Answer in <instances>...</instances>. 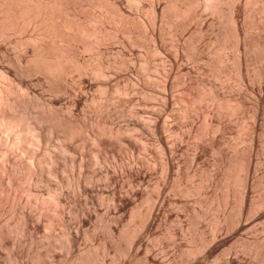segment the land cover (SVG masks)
<instances>
[{"label": "bare ground", "instance_id": "6f19581e", "mask_svg": "<svg viewBox=\"0 0 264 264\" xmlns=\"http://www.w3.org/2000/svg\"><path fill=\"white\" fill-rule=\"evenodd\" d=\"M55 1L57 2V4H60L61 3L63 4L64 0H59L61 3H59V1L57 0H0V42L1 43H4V45H6L5 43H11L13 42V44H15V47L13 48H16L19 50L21 49L22 53L21 55L18 56L19 57H7V54L9 53L7 50H5V52H2L0 50V59L3 58L2 60L6 61V64L2 62L3 64L2 65V68L3 65H6V69L3 71L4 72V76L2 75L3 77V80L5 79V81L1 82L3 84H0V172H1V176H0V212H3V211H6V209L2 210L3 207L6 205L9 206L11 209H10V212L11 210H13V213L15 214V210H16V213L18 212V216L20 220V224L22 225L21 228L22 230H20L23 234V232L25 233V235H27L30 239L29 241L32 239V236H34L35 234V231H37L39 228H40V223L43 218V221L44 219L46 218L48 220V218L46 216H48L49 218L51 217H54L53 215H51L49 213L50 209H53L54 210V214L57 216L56 219H58L59 221V225H61V229L63 231V235L61 236L60 239L63 238V242H64V246L66 248V251L67 252H70V253H73L75 254V256L77 255V259L75 258L77 264H99L101 261H100V257L101 256H104V255H99V252L100 250H92L88 249L87 251H83V252H80L81 248L78 247L79 246V238H80V233L86 231L83 229V227H81L80 225L81 224H85L91 220V218L93 217V210L92 212H81L79 210L75 211L77 214V216L80 218L79 221L77 222H80V225L76 222V224L78 225L77 227L76 226H72V222L68 224V219L69 218V214L67 216L66 214V211L64 210L65 208H63V206L65 205L66 201H68L67 199H65L64 196L66 195H62V193L60 192V186L59 184H51L50 182H52L50 180V178L52 179V177H55L56 178H59V180H61L62 182H65L64 184H68V180L63 178V176H61L62 174V170L65 171L67 168H71V167H74L75 165H77V167L79 169L78 173L74 178L76 179V184L74 182V184L76 185V188L78 189L79 193H82L83 196L84 194H86V196L89 194V192H91L92 190L95 189L96 186L99 187V185L95 182H99L100 180H102L103 183H101L102 185L105 183V186L107 184V186L109 185L111 187V184H114L116 183V174L115 172L119 171L118 173H120L121 175H123L126 179H127V182L128 186L129 187V190L126 192V193H123L124 192V188H122L123 186H120V188L117 190V187L115 188L114 185L112 186V190H111V200L112 202L115 203V207L113 206L112 208H115V210H117V212H122L124 211V209L126 207L130 208V214H129V218L131 220H133V226L131 225V227L129 226H125L123 225V221L124 219L122 218V216H125V215H120V216H115V214L117 212H114L115 214L112 216V218L114 219L113 222H116L117 224L114 223V226H112L111 224V228H109L108 226V232H110V234H112L110 236V246L113 247L116 252H119L120 254H124V255H127V256H133L135 257L136 255H138V250H141L140 248H136L135 252L137 253H134L132 250L133 248H131L130 246L133 245L134 246H140L142 247L141 245H143V236L147 234H150V235H154L156 236L155 234H157L156 232H153L152 228H153V225L155 223V221L157 220V216L159 215L160 211H162L164 209V206L165 204H169L168 206H170L171 204L173 206H175V201L173 203L170 204L171 200L169 197L170 195L168 194V190H173L176 195H180L179 197L182 198V196H190L191 194L193 193H198L197 190L199 191V189L201 188V184L204 183L203 180L206 179L207 181V178L209 179V185L211 188H213L211 191V195H208V197H206L207 199H203L201 200L200 197L199 199L201 201L199 202H202L200 204L202 205H205L207 208V212L210 210L211 213H217V215H213V218L211 217V222H213V228H211L212 226H210L211 229L207 230H204V231H199L198 229V224H201V216L202 214L206 211L204 210L205 209V206H204V209L203 211L200 213H196L193 209L194 212H189V208L186 206L188 205L186 203V205L184 204V200L183 203H182V200L176 198L174 200H176V204L178 203V205L176 206H179L181 207V209L183 208V210L185 209L188 214L190 215V213H192V220H190L191 222V226L189 224V226L192 228L191 229V233L193 232L195 234V236H191L192 238L195 237L196 239V243L195 241H193V245L192 244H188V245H191V246H187L185 245V247H179V250L177 251L178 254L176 255L177 257V263L179 264H209L208 262V259H207V262L204 260L206 259L207 257H210L212 256L214 253H216L217 251H219L221 249V253H222V250L224 248L228 249L227 247H225L226 245L229 244V242L232 240V235L235 236L234 234L238 233L240 230H242L243 228H245V225L248 224V222L246 223L247 220V217H251L252 215L250 214H255L256 218H263L264 220V168L261 169L263 166L259 165V164H262L263 160L260 159L258 156V148L256 149L254 147V142H255V131H256V121L258 119H260L263 115L260 111V102H262L263 100L260 101V99H258L257 103L254 105V108H253V111H250L248 110L249 112L252 113V118H253V122H252V126H246L244 123V126H241L239 124L240 120L238 119L241 115V111L240 108H242V106L244 107L246 103V97H245V93L246 91H244L240 97L235 100V107H234V104L231 105V107L229 106V103L226 102V97L219 93L218 91H216V87L214 88V91H213V87H210L212 88V90L210 91V94L209 96H211L210 100L212 99V101L215 102L214 105H216L215 107L219 108L221 111H226L225 113L226 114H229L232 115V116H236L237 114V117H235V119L237 118L239 122L234 123L235 124H239L240 128H239V131L238 132H248L247 130L250 129V134H248L249 136V145H248V149L247 151H243L244 149H238L237 146L235 145V143L237 141H235L234 143L231 141L228 142L227 140V145L229 143H231V146L229 151L226 147H224V144L225 142H221L223 139V136L222 138H220L219 140V137H221L220 133L222 132L223 134L225 132H223L225 129H226V125L230 122H227L225 124V120H221V116L219 114L216 115L215 113L217 112V108L216 110L214 111L213 108L209 109L207 112V122H208V125H205L206 126V129L202 127V129H205V130H201L203 131V133L199 130L197 132V134L199 132H201V136H204V138H202L203 140L206 138L205 136H207L208 134V138H206L205 141H207L204 145H199V143L196 142V144H193L191 147H193V155H191V159L189 161L188 159V165L192 166L193 162H196V159L198 158L199 154L203 151L206 150V148H208L209 146V149L215 153H217V155L219 156L217 158V161H218V166H220L219 168H217L218 170L214 173V174H211L212 176H207L204 172V170L202 168H200L199 166H197L196 164V167L192 168V175H190L189 173L186 175L185 174V177H183L184 180H186L185 182L183 181V179L181 178V175H179L177 173V170H178V165H182L179 161H181V159L177 158L179 154H177L176 152L180 150L181 146L179 143L175 142V141H172L170 140V138H168V136L166 135H163L162 133L165 132L166 128L168 127L167 129V132L169 131L170 129V126L167 122H169L170 120L167 121V119L165 120V118H163V120L166 121L165 122H161L160 121V116L162 114L163 116V110H164V107L168 106V102L167 97H163L161 99V109L162 112L161 113H158L160 114V116L158 114H154V118L152 119L153 123H152V127L154 129V132L156 131V133H159L160 134V140L163 144V147H161L162 149V155H163V160H162V163H163V170L165 171L164 173V178L163 180H161L160 182H157L155 185L153 184V186H155V192L151 191L150 194L149 192L147 193L146 191L144 192V190L142 191L141 190V186H140V189L138 188L139 185L142 184V182L147 178V177H150L151 175L153 176V173L149 170L150 167H145L144 165L142 164H145V163H140L138 161H141V160H138L137 162H135L133 159H131V162L128 161L123 163H121L119 165V170H116L114 171L115 169H111L110 170V167L108 169L107 168H104V166H102L104 169H102V167H99V168H95L97 171H92V172H89L90 170H92L91 167H93V163L96 164L98 163L99 161L101 160H104L108 155H106V153L110 154V155H113V156H116L117 158H121L122 156L120 155V151L124 150L123 152L125 153L126 151L125 150H128L132 153V150H134L136 147H137V150H138V146H137V142L135 143L134 140H131V138L129 137H125L123 135V133L125 134L126 131H128V127H125V126H119V125H113V126H110V125H107L109 122L107 118H109V114L110 116L111 115H116V114H122V110H118L116 111L113 106V108H111V104L114 103V99L115 98H120L121 95H125L127 93V89L125 87H122L119 82H111V78L110 76L108 77V73L107 71L104 70V63L99 60L96 62H88V60H82L79 59V57L77 56L78 54L76 52L79 53V51H90V50H93V48H95L94 50H97V51H101L100 54H102V50H99L101 46H103V44H106V42L108 41V38L111 37V36H108L106 35L105 33H103V31L101 30V27H98L100 32L97 33V32H94L92 33V31L90 30H87L86 27H81V24L77 23V26L76 25V21L75 22H71V18H67L68 16H65V13L67 15V12H68V9L66 11V5L63 4L61 6H58V9L59 11H57L56 9V6L57 4L55 3ZM67 2V0H65ZM73 1V0H72ZM82 1V0H81ZM85 1V0H83ZM82 1V2H83ZM96 1V0H94ZM100 0H97L96 2H94V6L97 10H99L98 12H100V15L98 13L99 16L102 15V17L105 15L104 14V11L106 12V14L108 13L109 10H104V6H105V3H109L110 1L112 0H104V4L102 3V6L100 3L102 2V0L99 2ZM106 1V2H105ZM131 1H135V0H131ZM137 1V0H136ZM151 1V0H150ZM198 1V0H197ZM200 1V0H199ZM228 2H226L228 5V9L230 8V11L227 10V12H229L227 15H228V19L230 22H233L235 23V18H234V13H235V8L237 7L236 5L239 3L238 1L240 0H226ZM230 1V3H229ZM79 2V1H78ZM77 2V3H78ZM86 2V3H85ZM84 3L87 4L89 2L85 1ZM99 2V3H98ZM141 1H139L140 3ZM152 4L154 3L153 1H151ZM159 2V1H158ZM157 2V3H158ZM166 2V1H165ZM170 3L169 6L171 5V8L175 10L174 15L176 16H181V15H184L186 12V5L184 6L185 4V0H169ZM190 2V1H188ZM187 2V3H188ZM201 2V1H200ZM199 2V3H200ZM203 4H204V7H208V8H204V11L210 9L213 7V9H217L219 4H222L221 2H225L224 0H202ZM69 3V2H68ZM72 3V2H71ZM100 5H98V4ZM131 3V2H130ZM129 3V4H130ZM138 3V4H139ZM192 3V2H191ZM198 3V2H197ZM251 3V2H250ZM67 4V3H66ZM79 4V3H78ZM85 4H82V7H81V4L80 5V8L82 10H88L90 7H88L87 5L84 6ZM113 4H115L113 2ZM229 4H230V7H229ZM65 5V6H64ZM74 5V4H73ZM76 5V3H75ZM78 5V6H79ZM90 5V4H89ZM97 5V7H96ZM109 5V4H108ZM118 5V4H117ZM135 5V4H134ZM149 5V4H148ZM202 5V4H200ZM250 5V4H249ZM257 5V3H256ZM64 6V7H62ZM69 6V5H68ZM67 6V7H68ZM72 6V5H71ZM92 6V5H91ZM246 6V5H245ZM61 7V8H60ZM73 7V6H72ZM104 7V8H103ZM111 7H113L111 5ZM117 7V6H116ZM153 7V6H152ZM203 7V6H201ZM64 8V9H63ZM79 8V9H80ZM251 8V7H249ZM57 11L58 12V15L60 14L61 11V14H63L64 19L66 18L67 21L62 22L57 19H63L60 15L59 16H56L55 14H57V12L54 11ZM80 9V10H81ZM106 9V8H105ZM108 9V8H107ZM117 9V8H116ZM152 9V8H151ZM150 9V10H151ZM165 9V8H164ZM212 11L215 13V11L217 10H213ZM221 9V7L219 8ZM263 9V8H261ZM260 9V10H261ZM71 10V9H70ZM73 10V9H72ZM81 10V11H82ZM111 10V9H110ZM118 10V9H117ZM155 10V9H154ZM194 10V9H193ZM223 10V9H221ZM256 10V9H254ZM259 10V11H260ZM66 11V12H65ZM75 11V9H74ZM77 11V10H76ZM75 11V12H76ZM112 11H114L112 9ZM116 11V10H115ZM203 11V10H202ZM250 11V10H249ZM152 12V10H151ZM190 12V11H189ZM200 12V11H199ZM221 12V11H220ZM53 13H54V16H55V20H53ZM74 13V12H73ZM77 13V12H76ZM75 13V14H76ZM89 13V12H88ZM116 13V12H115ZM167 13V12H166ZM165 13V14H166ZM222 13V12H221ZM70 16H71V11H70ZM74 14V16H75ZM80 14V11L79 13ZM86 14V13H85ZM96 14V13H95ZM104 14V15H103ZM110 13H108L109 15ZM112 14V12H111ZM121 14V13H120ZM149 14V13H148ZM173 14V13H172ZM188 14V13H187ZM217 14V13H216ZM225 14V13H224ZM87 15V14H86ZM85 15V16H86ZM90 15V14H89ZM94 15V14H93ZM97 15V14H96ZM97 15V16H98ZM118 15V14H117ZM116 15V16H117ZM194 15V13H193ZM221 15V14H220ZM219 15V16H220ZM226 15V16H227ZM73 16V15H72ZM71 16V17H72ZM73 16V17H74ZM78 16V15H77ZM82 16V15H81ZM91 16V15H90ZM95 16V15H94ZM98 16V17H99ZM115 16V15H113ZM112 16V17H113ZM120 16V15H119ZM126 16V15H125ZM162 16V15H161ZM248 16V15H247ZM58 17V18H57ZM80 17V16H79ZM102 17L99 19L101 21ZM111 18V15L110 16H106L105 20H107L108 18ZM201 17V16H200ZM221 17V16H220ZM57 18V19H56ZM87 18V17H86ZM117 18V17H116ZM124 18V17H123ZM199 18V17H198ZM222 18V17H221ZM237 18V17H236ZM65 19V20H66ZM75 20V18H73ZM96 19V18H95ZM120 19V18H119ZM118 19V20H119ZM155 19V18H154ZM153 19V20H154ZM164 19V18H163ZM169 19V18H168ZM176 19V18H175ZM189 19V18H187ZM57 20V21H56ZM70 20V21H69ZM86 20V19H85ZM104 17L102 19V22L104 23ZM122 20V19H121ZM133 20V19H132ZM225 20V19H224ZM51 21V24L49 25ZM53 21V23H52ZM69 21V22H68ZM88 21V20H87ZM108 21V20H107ZM123 21V20H122ZM168 21V20H167ZM188 21V20H187ZM191 21V20H190ZM195 21V20H194ZM204 21V20H203ZM57 22H60V24H58ZM67 22V23H66ZM71 22V24H69ZM118 22V21H117ZM120 22V21H119ZM128 22V21H127ZM156 22V21H155ZM173 22V21H171ZM183 22V21H182ZM223 22V21H222ZM58 24L59 28L58 29L56 26V24ZM95 23V22H94ZM116 23V22H115ZM122 23V22H121ZM130 23V22H129ZM161 23V22H160ZM166 23V22H165ZM178 23V22H177ZM189 23V22H188ZM193 23V22H192ZM220 23V22H219ZM52 24H55L56 28L58 30H63V34H61L60 32V35H59V31H57L56 28H53L55 27L54 25ZM72 24L74 26H72ZM92 24V22H91ZM99 24V23H98ZM109 24V23H108ZM150 24V23H149ZM182 25V23H180ZM185 24V23H184ZM236 24V23H235ZM78 25H80L78 27ZM102 25V24H101ZM129 25V24H128ZM153 25V24H152ZM168 25V24H167ZM179 25V24H178ZM232 25V23H231ZM244 25V24H243ZM209 26V25H208ZM214 26V25H213ZM238 26V25H237ZM242 26V25H241ZM259 26V25H258ZM50 27V28H49ZM76 27V28H75ZM78 27V28H77ZM161 27V26H160ZM173 27V26H172ZM171 27V28H172ZM185 27V26H184ZM217 27V26H216ZM222 27V26H221ZM230 27V26H229ZM233 27V26H231ZM57 31L58 33L56 34ZM86 28V29H84ZM95 27H93L92 30H95L94 29ZM219 28V27H218ZM235 28V27H234ZM233 28V29H234ZM108 29V27H107ZM126 29V28H124ZM145 29V28H144ZM222 29V28H221ZM230 29V28H229ZM244 29V28H243ZM259 29V28H258ZM261 29H264L261 27ZM52 30V31H51ZM154 30V29H153ZM183 30V29H181ZM196 30V29H195ZM213 30V29H212ZM237 30V29H236ZM27 37L26 38H22L21 36L20 37H17L16 39H14L13 41L11 40L12 39V36H16L14 34H17L18 35H21L22 33H25L27 32ZM54 31V32H53ZM90 31V33H89ZM96 31V30H95ZM127 31V30H126ZM125 31V32H126ZM244 31V30H243ZM242 31V32H243ZM257 31V30H256ZM30 32V33H29ZM102 32V35L104 34L105 37H100L101 36V33ZM109 32V31H108ZM120 32V31H119ZM122 32V31H121ZM131 32V31H130ZM165 32V31H164ZM183 32V31H182ZM214 32V31H213ZM236 32V31H235ZM234 32V33H235ZM98 35H97V34ZM111 33V31H110ZM124 33V31H123ZM232 33V32H231ZM96 34V35H94ZM130 34V33H129ZM168 34V33H167ZM221 34V33H220ZM240 34V32L236 33V38L238 40V46L240 49H238V55H236V57H232L234 62V67H232L230 65V67L232 68V71H235L236 74H237V77H238V81L239 83L243 84L246 79V76L247 74L245 73V70L247 71V63H248V56H247V48H248V45L249 43H247V39L245 37V35H238ZM247 34V33H246ZM25 35V34H23ZM103 35V36H104ZM112 35V34H111ZM140 35V34H139ZM164 35V34H163ZM215 35V34H214ZM226 35V33H225ZM233 35V34H232ZM258 35V34H257ZM108 36V37H107ZM143 36V35H142ZM169 36V35H168ZM176 36V35H175ZM227 36V35H226ZM124 37H125V34H124ZM127 37V36H126ZM151 37V36H150ZM167 37V36H166ZM165 37V38H166ZM216 37V36H215ZM262 37V36H261ZM112 38V37H111ZM114 38V37H113ZM116 38V37H115ZM130 38V37H129ZM138 38V37H137ZM218 38V37H217ZM231 38V37H230ZM234 38V37H233ZM234 38V39H236ZM257 38V37H256ZM260 38V37H259ZM258 38V39H259ZM110 39V38H109ZM131 39V38H130ZM163 39V38H162ZM182 39V38H181ZM215 39V38H214ZM221 39V38H220ZM257 39V40H258ZM264 40V38H262ZM219 39H217L218 41ZM230 40V39H229ZM249 40V39H248ZM255 40V39H254ZM262 40V41H263ZM116 41V40H115ZM222 41V40H221ZM220 41V42H221ZM226 41V40H224ZM236 41V40H235ZM253 41V40H252ZM261 41V40H260ZM111 42V41H110ZM119 42V41H118ZM123 42V41H122ZM140 42V41H139ZM180 42V41H179ZM216 42V40H215ZM234 42V41H233ZM251 42V41H250ZM259 42V41H257ZM264 42V41H263ZM0 43V44H1ZM115 43V42H114ZM120 43V42H119ZM164 43V42H163ZM229 44V42H227ZM253 43V42H252ZM216 44V43H215ZM227 44V45H228ZM263 44V43H262ZM3 45V46H4ZM171 45V44H170ZM231 45V44H230ZM0 45V47H3ZM7 46H10V45H7ZM105 46V45H104ZM107 46V45H106ZM136 46V45H135ZM138 46V45H137ZM174 46V45H173ZM183 46V45H182ZM219 46V44H218ZM222 46V45H221ZM226 46V45H225ZM233 46V45H232ZM236 46V45H235ZM237 46V48H238ZM251 46V44H250ZM258 46V45H256ZM255 46V47H256ZM191 47V46H190ZM224 47V46H223ZM260 47V46H259ZM257 47V49L259 48ZM102 48V47H101ZM199 48V47H198ZM217 48V47H216ZM230 48V47H229ZM252 48V47H251ZM175 49V48H174ZM189 49V48H188ZM225 49V48H224ZM256 49V48H255ZM29 50V51H28ZM93 50V51H94ZM185 50V49H184ZM183 50V51H184ZM217 50V49H216ZM222 50V49H221ZM254 50V48H253ZM262 50V49H261ZM264 50V49H263ZM178 51V50H177ZM180 51V50H179ZM196 51V50H195ZM202 51V50H201ZM215 51V50H214ZM228 51V50H227ZM225 50V52H227ZM233 51V49H232ZM252 51V50H251ZM131 52V51H130ZM155 53V51H153ZM205 52V51H204ZM212 52V51H211ZM257 52H260V51H257ZM263 52V51H262ZM12 53V52H10ZM90 53V52H89ZM96 53V51H95ZM117 53V52H116ZM161 53V52H160ZM180 52H176L175 54V58L173 59V63L172 64H175L177 65V62H178V54ZM182 53V51H181ZM188 53V52H187ZM214 53V52H213ZM216 53V52H215ZM214 53V54H215ZM218 53V52H217ZM221 53V51H220ZM254 53V52H253ZM261 53V52H260ZM259 53V54H260ZM77 54V55H76ZM80 54V53H79ZM99 54V55H100ZM137 54V53H136ZM156 54V53H155ZM184 54V53H183ZM224 54V53H223ZM222 54V55H223ZM236 54V52H235ZM258 54V53H257ZM259 54H258V57H259ZM263 55V53H261ZM16 55V54H15ZM88 55V54H87ZM192 55V54H191ZM202 55V54H201ZM213 55V54H212ZM253 55V54H252ZM17 56V55H16ZM94 56V55H93ZM139 56V55H138ZM216 57H218V55H215ZM229 56V54H228ZM257 56V55H256ZM256 56H254V61H257L259 58H256ZM98 57V56H97ZM101 57V56H100ZM99 57V58H100ZM133 57V56H132ZM131 57V58H132ZM214 57V56H213ZM81 58V57H80ZM187 58V57H186ZM220 58V56L218 57ZM86 59V58H85ZM101 59V58H100ZM107 59V58H106ZM129 59V58H127ZM192 59V58H191ZM209 59V58H208ZM213 59H216V58H213ZM253 59V58H251ZM93 60V59H92ZM130 60V59H129ZM220 60V63H222L223 61L222 58L220 59H216V61L218 62ZM223 60H229L228 57H223ZM107 61V60H105ZM110 61V60H109ZM125 61V60H124ZM142 61V60H141ZM208 61V60H207ZM211 61V60H210ZM213 61V60H212ZM215 61V60H214ZM226 61V63H227ZM111 62V61H110ZM113 62V61H112ZM229 62V61H228ZM232 63V61H230ZM261 62V61H260ZM124 63V62H123ZM127 61L124 63L126 65ZM213 63V62H212ZM211 63V65H212ZM219 63V64H220ZM230 63V64H231ZM115 64V63H114ZM204 64V63H203ZM225 64V63H224ZM257 64V63H255ZM171 65V64H170ZM221 65V64H220ZM106 66V65H105ZM114 66V65H113ZM144 66V64H143ZM142 66V67H143ZM225 66V65H224ZM229 66V65H228ZM257 66V65H256ZM260 66V64H259ZM110 67V66H109ZM126 67V66H125ZM124 67V68H125ZM141 67V68H142ZM172 67V66H171ZM212 67V66H211ZM210 67V68H211ZM227 67V66H225ZM229 67V68H230ZM258 67V66H257ZM116 68V67H115ZM228 68V69H229ZM230 68V69H231ZM261 68V66H260ZM107 69V67L105 68ZM145 70V66L142 68ZM206 69V68H205ZM222 69V68H221ZM220 69V70H221ZM226 69V68H224ZM223 69V70H224ZM228 69L226 71H228ZM255 69V68H254ZM112 70V69H111ZM141 70V69H140ZM199 70V69H198ZM210 70V69H209ZM214 71L216 69H214V66L213 68H211L210 71ZM218 70V69H217ZM260 70V69H259ZM171 71V70H170ZM222 71V70H221ZM221 71H218V72H221ZM231 70H229L230 72ZM256 71V70H255ZM113 72V71H112ZM115 72V71H114ZM128 72V71H127ZM224 72V71H223ZM222 72V73H223ZM251 72V70H250ZM116 73V72H115ZM114 73V74H115ZM151 73V72H150ZM248 73V72H247ZM259 75L263 76L264 75V72L263 71H258ZM258 73H256V75H258ZM87 74L90 75H94V77L96 76V78H101L102 81L100 82L101 85L103 88H104V91L101 92V94H97L94 95L92 94L93 96H90V98L87 96V94H82L84 93V90L82 91L83 89V85L79 86L78 88H76L77 86L73 87V85H65V82H62L64 84L61 83V81H63V77H73L75 78V76L77 77H84V76H87ZM124 74V73H123ZM193 74V73H192ZM69 75V76H68ZM118 75V74H117ZM201 75V74H200ZM207 75V74H206ZM225 75V74H224ZM254 75V74H253ZM255 75V76H256ZM199 76V75H198ZM220 76V75H219ZM229 76V75H228ZM93 77V76H92ZM183 77V76H182ZM214 77V76H213ZM117 78V77H116ZM146 78V77H144ZM176 78V77H175ZM258 78V77H257ZM256 78V79H257ZM262 78V77H261ZM78 79V78H77ZM95 79V78H94ZM100 79V80H101ZM230 79V78H229ZM248 79V77H247ZM253 79V78H252ZM72 80V79H71ZM76 80V79H75ZM187 80V79H186ZM199 80V79H198ZM249 80V79H248ZM259 81V79H257ZM117 81V80H116ZM254 81V80H253ZM16 82V83H14ZM73 82V81H72ZM97 82V81H95ZM223 82V81H222ZM263 82V81H261ZM45 83L47 84V88L48 90H50V93H52L54 95V97H57V95L59 93H64L62 94V96L64 95V97L66 95H68L70 97L69 99V102L66 103V108L67 109V114H63L62 111L59 109V106L58 108H56L55 104H57V100L56 98H49V100H47L46 98V101L45 102H42L39 97H38V93H37V90L36 88L34 87L35 85H40ZM76 83V82H75ZM75 83L73 82V84L75 85ZM147 83V82H146ZM187 83V82H186ZM200 83V82H199ZM213 83V82H212ZM238 83V82H237ZM79 84V82H78ZM235 84V83H234ZM245 85V83H244ZM261 84H259L260 86ZM71 86V87H70ZM156 86V85H155ZM212 86V85H211ZM227 86V85H226ZM258 86V87H259ZM150 87V86H149ZM166 87V84L164 86V88ZM202 87V86H201ZM221 87V85L219 86ZM82 88V89H81ZM226 88V87H225ZM40 89V88H39ZM43 89V88H42ZM81 89V90H80ZM193 89V88H192ZM201 89V88H200ZM258 89V88H257ZM96 90V89H95ZM171 90V89H170ZM226 90V89H225ZM239 90V89H238ZM82 91V92H81ZM186 91V90H185ZM184 91V92H185ZM202 91V90H201ZM209 91V89H208ZM229 91V90H227ZM261 91V90H260ZM92 92V91H91ZM130 92V91H129ZM173 92V91H172ZM191 92V91H190ZM200 92V91H199ZM198 92V94H199ZM238 92V93H240ZM86 93V92H85ZM168 93V92H167ZM205 93V92H204ZM209 93V92H207ZM261 93V92H260ZM163 95H166V93L164 94V92L162 93ZM245 94V95H244ZM40 95V94H39ZM87 97H86V96ZM195 95V94H194ZM249 95V94H248ZM67 96V97H68ZM198 99H201V101L203 100L202 99V96L201 94L197 95ZM247 96V95H246ZM51 97V96H50ZM185 97V96H184ZM183 97V98H184ZM195 97V96H194ZM61 98V97H59ZM125 97L123 98H120V99H123V101L125 102L128 101L127 99H124ZM182 97L180 98V103H181V100L183 99ZM206 98V97H205ZM228 98V97H227ZM130 99V98H129ZM133 99V98H132ZM192 98L191 100L188 99V102L187 101H184V102H187L190 104H193L195 101H197L198 99H194ZM177 100V99H176ZM179 100V99H178ZM186 100V99H185ZM209 100V98H208ZM67 101V100H66ZM122 101V102H123ZM130 101V100H129ZM204 101V100H203ZM248 101V100H247ZM255 101V102H256ZM88 102H90L91 104L89 105ZM116 102V101H115ZM132 102V101H131ZM136 102V101H135ZM200 102V101H199ZM232 102H234L232 100ZM118 103V102H117ZM130 103V102H129ZM178 103V101H177ZM203 103V102H202ZM126 104V103H125ZM152 104V103H151ZM171 104H174L171 100ZM190 104H180V113L179 114V119L180 117L181 118H184V117H190L189 115H191V108L189 107ZM212 104V102H211ZM124 105V104H123ZM117 106V105H116ZM163 106V107H162ZM129 107V106H128ZM110 108V109H109ZM168 108V107H167ZM182 108V109H181ZM208 108V107H207ZM252 108V107H251ZM64 109V108H63ZM172 109V108H171ZM169 109V110H171ZM218 109V112H221L220 110ZM137 110V109H136ZM144 110V109H143ZM169 110L167 111V113L169 112ZM198 110V109H197ZM202 110V109H201ZM242 110V109H241ZM244 110V108H243ZM252 110V109H251ZM125 113L127 110H124ZM150 111V110H149ZM160 111V110H159ZM158 111V112H159ZM204 111V110H203ZM236 111H238L236 113ZM130 112V111H129ZM194 112V111H193ZM192 112V113H193ZM240 112V113H239ZM124 113V112H123ZM139 113L141 112H137L135 113V117H137L139 119ZM171 113V111H170ZM169 115H171V117H173V112ZM202 113V112H201ZM236 113V114H235ZM248 113V112H247ZM128 113H126L127 115ZM152 114V113H151ZM177 114V113H176ZM206 114V113H205ZM221 114H223L221 112ZM243 114V113H242ZM85 118H83V116ZM125 115V114H124ZM224 115V114H223ZM262 115V116H261ZM82 116V118H81ZM134 116V115H133ZM161 116V117H162ZM192 116V115H191ZM226 117V115H224ZM228 116V117H229ZM247 116V115H246ZM251 116V115H249ZM113 117V116H112ZM116 117V116H115ZM121 116H119L118 118H120ZM141 117V116H140ZM167 117L168 114H167ZM178 117H177V120H178ZM173 118H176L173 117ZM223 118V117H222ZM230 118V117H229ZM231 118H234V117H231ZM230 118V120H231ZM251 118V119H252ZM143 119V118H142ZM192 119V118H190ZM225 119V118H224ZM245 119V117H244ZM262 119V118H261ZM118 120V119H117ZM126 120V119H125ZM133 120H135V118H133ZM140 120V119H139ZM137 121L134 123H132V121L130 122V127L131 128H138L140 127L142 130L144 129H149L150 125L148 124V122H144L143 121ZM175 120V119H173ZM172 120V121H173ZM226 120H227V117H226ZM229 120V119H228ZM229 120V121H230ZM171 121V122H172ZM237 121V120H236ZM129 122V121H128ZM170 122V123H171ZM176 122V121H174ZM179 122V121H178ZM232 122V120H231ZM173 123V122H172ZM183 123V122H182ZM193 123V122H192ZM233 123V124H234ZM110 124V122H109ZM115 124V123H114ZM144 124V125H143ZM168 124V126H167ZM178 124V123H176ZM175 123L172 124V125H175L177 126ZM171 125V124H170ZM202 125V124H201ZM144 126V129L143 127ZM236 126V125H235ZM193 127V126H192ZM238 127V126H237ZM197 128V127H196ZM248 128V129H246ZM175 129V128H174ZM173 129V130H174ZM189 129V128H188ZM228 129V128H227ZM237 129V128H236ZM261 129V128H260ZM130 130V129H129ZM233 130V129H232ZM235 130V129H234ZM233 130V131H234ZM145 131H148V130H145ZM171 131V129H170ZM192 131V130H191ZM228 131V130H226ZM230 131V129H229ZM190 132V131H189ZM193 132V131H192ZM196 133V132H195ZM221 133V134H222ZM179 134V133H178ZM204 134V135H203ZM237 134V133H236ZM246 134V135H247ZM260 134V133H259ZM176 135V134H175ZM200 134L196 135V136H199ZM245 135V136H246ZM195 136V134L193 135ZM199 136V137H201ZM146 137V136H144ZM182 137V136H181ZM192 137V136H191ZM238 137V136H237ZM261 137V136H260ZM178 138V137H177ZM236 138V137H235ZM240 138V137H239ZM246 138V137H245ZM55 139H57L56 141H59V142H55ZM156 139V138H155ZM231 139V138H230ZM175 140V139H174ZM177 140V139H176ZM226 140V138H225ZM238 140V139H237ZM143 141V140H142ZM240 141V139H239ZM238 141V143H239ZM75 142H78L77 144H75ZM80 143V147H78ZM158 143V142H157ZM91 144L95 147L97 146V150L94 152L92 151V153L94 152L95 155H93L92 157H90V160L87 159V157H89L90 154V150H93L91 148ZM206 144L207 147H206ZM264 144V143H263ZM76 145V146H75ZM78 145V146H77ZM111 146V148H110ZM140 146V145H139ZM258 146V145H257ZM85 148L86 147H90L91 149H88L87 148V151H90L87 155L88 156H85L86 154H83V153H80V156H78L77 158H75L77 155L75 153H77V148ZM189 147V146H188ZM190 147V148H191ZM246 147V146H245ZM82 148V149H83ZM109 148V149H107ZM140 148V147H139ZM262 148V147H261ZM107 149V150H106ZM189 149V148H188ZM263 149V148H262ZM261 149V150H262ZM150 150V149H149ZM79 152H83L81 151V149L78 150ZM86 151V153H87ZM105 151V152H104ZM207 151V150H206ZM120 152V153H119ZM142 152V151H141ZM72 153L74 154V156L72 155ZM93 153V154H94ZM130 153V154H131ZM161 153V152H160ZM263 153V152H262ZM78 154V153H77ZM122 154V153H121ZM142 154V153H141ZM204 154V153H203ZM123 155V154H122ZM85 156V160H83L82 158ZM112 156V158H114ZM136 156V155H135ZM138 156V155H137ZM149 156V155H148ZM177 156V157H176ZM184 156V155H183ZM110 157V156H109ZM115 157V158H116ZM124 157V156H123ZM108 158V157H107ZM131 158V157H130ZM263 158V157H262ZM87 159V160H86ZM159 159V158H158ZM179 159V161H178ZM187 159L185 160V162L187 161ZM117 160V159H116ZM120 160V159H119ZM262 160V161H261ZM108 161V160H107ZM106 161V162H107ZM122 161V160H121ZM120 161V162H121ZM207 161V160H206ZM119 162V163H120ZM143 162H146L143 160ZM153 162V161H152ZM190 162V163H189ZM148 162H146V166L149 164H147ZM180 163V164H178ZM186 163V164H187ZM91 164L93 166H91ZM109 164V163H108ZM185 164V165H186ZM195 164V163H194ZM216 164V163H215ZM264 164V163H263ZM262 164V165H263ZM160 165V164H159ZM184 165V163H183ZM187 165V166H188ZM209 165V164H208ZM91 166V167H90ZM188 166V167H189ZM261 166V167H260ZM88 167V168H86ZM90 167V169H89ZM96 167V165L94 166ZM118 167V166H117ZM181 167V166H180ZM83 168V170L81 169ZM85 168V169H84ZM149 168V169H148ZM215 168V167H214ZM72 169V168H71ZM89 169V171L87 170ZM70 170V169H69ZM94 170V168H93ZM180 170V169H179ZM188 170V169H187ZM215 170V169H214ZM74 171V170H73ZM72 171V173H73ZM186 171V170H185ZM213 171V170H212ZM260 172V176H257L258 173ZM117 173V174H118ZM157 173V172H156ZM71 175V174H70ZM98 175H100L98 177ZM198 176L200 175L199 178H201V182L200 179H199V182L195 181L193 178H195V176ZM159 176V175H158ZM68 177V176H67ZM98 177V178H97ZM118 178V176H117ZM192 178V180H191ZM204 178V179H203ZM54 179V180H55ZM73 179V180H74ZM149 179V178H148ZM150 179H152L150 177ZM149 179V180H150ZM53 180V179H52ZM57 180V179H56ZM98 180V181H97ZM147 180V181H149ZM120 181V180H119ZM151 181V180H150ZM185 183H183V182ZM190 181H192L193 183H191ZM196 183H195V182ZM54 182V181H53ZM57 182V181H56ZM73 182V181H72ZM118 182V181H117ZM208 182V181H207ZM207 182L206 183V186H207ZM22 183H25L24 185L27 186L26 188H23L21 184ZM44 183L45 184V187H44V190H41L40 188H42L41 186H37V185H40ZM145 183V182H144ZM149 183V182H147ZM194 183L196 185H194ZM198 183H201V184H198ZM204 183V184H205ZM27 184V185H26ZM63 184V183H62ZM100 184V183H99ZM150 184V183H149ZM69 185V184H68ZM119 185V183H118ZM122 185V184H121ZM203 185V184H202ZM64 186V185H63ZM101 186V185H100ZM117 186V185H115ZM137 186V188H136ZM144 186V185H142ZM38 187V188H37ZM47 187V188H46ZM62 187V186H61ZM65 187V186H64ZM67 187V186H66ZM102 187V186H101ZM119 187V186H118ZM203 187V186H202ZM46 188V189H45ZM204 188V187H203ZM67 189V188H66ZM60 190V191H58ZM69 190V189H68ZM96 190V189H95ZM95 190H94V193H95ZM256 190L257 193H255L254 191ZM17 191L19 192L18 195L21 194V196H23L24 194H26V196L24 195L23 197H26V198H21V196H18V195H15L17 194ZM63 191V190H62ZM75 191V190H74ZM123 191V192H121ZM154 194H153V193ZM169 195H167L166 194ZM24 193V194H23ZM73 193V192H72ZM96 193H99L97 190H96ZM152 193V194H151ZM169 193L171 194L172 192L169 191ZM200 193V192H199ZM255 193L257 194V196L255 197H252V194ZM44 194H47L46 198L43 197ZM71 194V192H70ZM93 194V191L90 193V195ZM102 194V193H101ZM174 194V193H173ZM182 195V196H181ZM18 196V197H16ZM68 196V195H67ZM82 196V197H83ZM92 196V195H91ZM192 196V195H191ZM196 196V195H195ZM88 197V196H87ZM94 197V195H93ZM104 197V196H103ZM174 197V196H173ZM172 197V198H173ZM204 197V196H203ZM30 201H27L29 200ZM68 199L70 198L69 196L67 197ZM92 198V197H90ZM19 199V201H18ZM21 199V200H20ZM40 199V200H39ZM79 199V198H78ZM92 199H95V198H92ZM186 199V197H185ZM197 199V198H196ZM22 200H24L25 202H23ZM75 200V199H74ZM40 201V202H39ZM142 201L143 202H146V205L147 206V209L145 210V212H142L144 210H142L141 212L139 211V207L140 205L138 206L139 202ZM92 202V201H91ZM95 202V201H93ZM100 202V201H99ZM103 202V201H102ZM108 202V201H107ZM111 202V203H112ZM113 203V204H114ZM68 204V203H67ZM83 204V203H82ZM92 204V203H91ZM99 204V203H98ZM112 204V205H113ZM201 205V206H202ZM101 206V205H100ZM107 206V205H106ZM229 206H231L232 208V211L230 212L228 210L227 212V209L223 212L221 211L222 208H229ZM4 207V208H5ZM142 207V206H141ZM178 207V208H179ZM190 207V205H189ZM222 207V208H221ZM8 208V207H6ZM50 208V209H49ZM94 208V206H93ZM92 208V209H93ZM99 208V207H98ZM102 208V207H101ZM170 208V207H168ZM168 208L166 207L165 210ZM171 208H173L171 206ZM170 208V209H171ZM177 208V209H178ZM188 208V209H187ZM203 208V207H201ZM223 208V209H224ZM48 210V212H45V210ZM139 209V210H137ZM145 209V208H144ZM180 209V208H179ZM180 209V210H181ZM209 209V210H208ZM221 209V210H219ZM2 210V211H1ZM46 210V211H47ZM76 210V208L74 209ZM87 211H89V208L87 209ZM91 210V209H90ZM114 210V209H113ZM114 210V211H115ZM128 209H126L127 211ZM165 210H163L162 212H164ZM172 210V209H171ZM171 210L169 211L170 214H174L173 212L171 213ZM176 210V209H175ZM182 210V212H183ZM202 210V209H200ZM222 212V213H220ZM231 210V209H230ZM83 211H85V209H83ZM96 212V210H94ZM185 211V213H186ZM191 211V210H190ZM209 211V212H210ZM217 211V212H216ZM7 212V211H6ZM9 212V213H10ZM125 212V211H124ZM128 212V211H127ZM169 212H168V215H169ZM177 213L175 214V216H179L181 214H179L178 212H181V211H176ZM208 212V213H209ZM53 214V212H51ZM74 213V212H73ZM92 213V214H91ZM97 213V212H96ZM103 213V212H102ZM107 213V212H106ZM166 213V211H165ZM204 213V214H205ZM11 214V213H10ZM95 214V213H94ZM99 214V213H98ZM119 214H123V213H119ZM187 214V213H186ZM185 214V215H186ZM220 214V215H219ZM45 215V216H44ZM73 215V214H71ZM97 217L98 215L95 214ZM163 215V214H162ZM167 215V213H166ZM164 215L165 217L168 218V215L166 216ZM206 215V214H205ZM210 214V216H212ZM44 216V217H42ZM67 216V217H66ZM209 216V215H208ZM42 217V218H41ZM76 217V219L78 218ZM108 217V216H107ZM164 217V218H165ZM170 217V216H169ZM248 217V218H249ZM254 217V215L252 216ZM251 217V219H252ZM41 218V219H40ZM55 218V217H54ZM111 218V219H112ZM186 218V217H185ZM245 218V219H244ZM75 217H71V220H74ZM75 219V221H76ZM110 219V218H109ZM161 219H162V216L160 218V221H159V224H161ZM180 219V218H179ZM205 219V218H204ZM243 219L245 220L243 222ZM250 219V218H249ZM14 220V219H13ZM17 220V221H18ZM54 220V219H53ZM70 220V219H69ZM70 220V221H71ZM116 220V221H115ZM166 220V218H165ZM181 220H184V219H181ZM187 220V219H186ZM188 220V221H189ZM46 221V220H45ZM128 221V220H127ZM126 221V222H127ZM249 221V220H248ZM253 221V220H251ZM50 222H51V219H50ZM91 221H89L90 223ZM99 222V221H98ZM171 222V221H170ZM168 222V223H170ZM177 222H178V219H177ZM200 222V223H199ZM208 222V220H207ZM264 222V221H263ZM17 224H15V226H12V228L14 227V229H12L11 227H8L6 225V223L2 224V225H5L4 227L0 225V246L3 248H7V247H10V258L12 257L13 260H19V258H21V256L24 254V249H18L17 248L13 250V245L11 246V244H13L12 242V235H10L11 233H13V231L16 229L15 227H18V222H16ZM45 223V222H44ZM74 223V222H73ZM167 223V222H166ZM210 223V222H209ZM250 223V222H249ZM256 223V221H255ZM253 223V224H255ZM258 223V221H257ZM262 223V222H261ZM52 224V223H51ZM72 224V225H71ZM94 224V223H93ZM105 224V223H104ZM174 224V223H172ZM205 224V223H203ZM211 224V223H210ZM9 225V224H8ZM17 225V226H16ZM45 225V224H44ZM48 225V224H47ZM73 227L74 231L70 229L71 226ZM75 225V224H74ZM92 225V223H91ZM103 225V224H102ZM109 225V224H107ZM107 225H105V227H107ZM169 225V224H168ZM171 225V223H170ZM169 225V226H170ZM252 225V224H251ZM10 226V225H9ZM83 226V225H82ZM88 226V225H87ZM90 226V225H89ZM162 226V225H161ZM166 226V225H165ZM189 226H187V230H190L189 229ZM20 227V226H19ZM42 227V226H41ZM47 228V226H44ZM49 227V226H48ZM76 227V228H75ZM82 228V232L79 233V231H81L80 229ZM158 224L156 226V228H158ZM204 227V226H203ZM207 227V226H205ZM20 228V229H21ZM57 228V227H56ZM97 228V227H96ZM155 228V229H156ZM248 228V227H246ZM245 228V229H246ZM18 229V228H17ZM16 229V230H17ZM167 229V228H166ZM179 229V228H178ZM204 229V228H203ZM264 229V227L262 228ZM105 230V229H104ZM158 230V229H156ZM155 230V231H156ZM171 230V229H170ZM177 230V228H176ZM180 232H181V229H179ZM186 230V231H187ZM250 230V229H249ZM256 230V229H255ZM247 231V230H245ZM17 232V231H15ZM58 232V231H57ZM56 232V233H57ZM173 233V231H171ZM177 232V231H176ZM190 232V231H188ZM230 232V233H229ZM34 233V234H33ZM86 234V232H84ZM186 233V232H185ZM243 233V232H241ZM249 233V231H248ZM8 234V235H7ZM17 234V233H16ZM52 234V233H51ZM161 234V233H160ZM159 234V235H160ZM167 234V233H166ZM175 234V232H174ZM173 234V235H174ZM178 234V233H177ZM182 234V232H181ZM180 234V235H181ZM190 234V233H189ZM256 234V233H255ZM21 235V234H20ZM105 235V234H104ZM107 235V234H106ZM170 235V234H168ZM171 235V237L173 236ZM176 235V234H175ZM183 235V234H182ZM186 235V234H185ZM193 235V234H191ZM12 239L10 241L9 237ZM23 236V235H22ZM26 236V238H27ZM42 236V235H41ZM46 236V235H45ZM148 236V235H147ZM167 236V235H166ZM178 236V235H177ZM177 236H174L177 238ZM190 236V235H189ZM86 237V235H85ZM83 237V238H85ZM104 237V236H103ZM149 237V236H148ZM170 237V238H171ZM258 237V236H257ZM8 238V239H7ZM19 238V237H18ZM57 238V237H56ZM82 238V237H81ZM112 238V239H111ZM147 238V237H146ZM181 238V237H180ZM238 238V237H237ZM262 238V237H261ZM25 239V238H24ZM50 239V238H49ZM100 239V238H99ZM149 239V238H148ZM190 239V237L188 238ZM240 239V238H239ZM242 239V238H241ZM240 239V240H241ZM28 240V239H27ZM105 240V239H104ZM112 240V242H111ZM153 240V239H152ZM162 240V239H161ZM173 240V239H172ZM191 240V239H190ZM194 240V239H193ZM234 240V239H233ZM235 240H236V237H235ZM244 240L246 241H243L242 239V249L241 251H245L249 254H252L251 252H257V254L259 253H262L260 255H262L264 257V244L262 245L261 243L253 240V241H249L247 239L244 238ZM39 241V240H38ZM43 241V240H42ZM55 241V240H54ZM57 241V240H56ZM108 241V240H107ZM130 241H131V245H130ZM144 241H147V240H144ZM155 241V240H154ZM157 241V240H156ZM261 241V240H260ZM33 242V241H30V243ZM109 242V241H108ZM185 242V241H184ZM192 242V240H191ZM235 242V241H232V243ZM14 243H15V240H14ZM22 243V241L20 242ZM28 243V242H27ZM56 243V242H55ZM107 242L105 241L104 242V245H102L103 247L106 246ZM129 243V244H128ZM149 243V242H148ZM164 243V242H163ZM190 243V242H189ZM231 243V244H232ZM263 243V242H262ZM17 245V241L15 243ZM58 244V243H57ZM106 244V245H105ZM156 244V243H155ZM158 244V243H157ZM231 244L229 246V249L231 247ZM235 244V243H234ZM238 244H240L238 242ZM237 244V245H238ZM33 245V243H32ZM50 245V244H49ZM53 245V244H52ZM98 245V244H97ZM129 245V246H128ZM145 245V244H144ZM147 245V243H146ZM149 245V244H148ZM233 245V244H232ZM241 245V244H240ZM31 246V245H30ZM109 246V245H108ZM176 246V245H175ZM178 246V245H177ZM187 246V247H186ZM12 247V248H11ZM34 247V246H33ZM37 247V246H36ZM48 247V245H47ZM46 247V249H47ZM52 246L49 247V250ZM54 247V245H53ZM103 247H100L102 248L103 250H105ZM107 247V246H106ZM105 247V248H106ZM146 249L148 246H145ZM144 247V248H145ZM240 247V246H239ZM56 248V247H55ZM64 248V247H63ZM62 248V249H63ZM94 248V247H93ZM113 248H110L109 250L112 251ZM152 248V247H151ZM150 248V249H151ZM30 249H32L30 247ZM37 249V248H36ZM43 249V248H42ZM54 250V248H52ZM145 249V250H146ZM226 249H224V251H226ZM228 249V250H229ZM241 249V248H239ZM237 249V250H239ZM29 250V249H28ZM27 250V251H28ZM108 250V249H107ZM105 250V251H107ZM148 250V249H147ZM227 250V251H228ZM232 250V248H231ZM109 251V252H110ZM152 251V250H151ZM226 251V252H227ZM236 251V250H235ZM30 252V251H28ZM108 252V253H109ZM113 252V251H112ZM115 252V251H114ZM150 252V251H149ZM202 252V254L200 253ZM229 252V251H228ZM255 252V254H256ZM27 253V252H26ZM35 253V252H34ZM37 254L38 251H36ZM57 253V252H56ZM102 253V252H101ZM107 253V252H106ZM153 253V252H152ZM165 253V252H164ZM198 253H200V256L198 255ZM230 253V252H229ZM235 254L237 252H234ZM8 254V255H9ZM32 254V252H31ZM41 254V253H40ZM51 255V253H49ZM105 254V253H103ZM116 254V253H115ZM119 254V255H120ZM151 254V253H150ZM218 254V252H217ZM220 254V252H219ZM231 254V253H230ZM233 254V253H232ZM234 254V255H235ZM238 254V253H237ZM240 254V253H239ZM246 255V253H244ZM254 254V253H253ZM258 254V255H259ZM7 255V256H8ZM29 255V253H28ZM118 255V254H117ZM158 255V254H157ZM156 255V256H157ZM197 255V257H196ZM224 255V254H223ZM227 253L224 255L226 256ZM233 255V256H234ZM44 256V255H43ZM70 256V255H69ZM74 256V255H73ZM74 256V257H75ZM122 256V255H121ZM144 256V255H143ZM142 256V257H143ZM155 256V255H154ZM152 255H147L145 256V259L144 260V263L145 264H161L160 261H158V258H156V256L154 257ZM171 256V255H169ZM32 257V256H31ZM35 258V263H39L37 262V259L38 258V255H34L33 256ZM40 257V255H39ZM54 257V256H53ZM52 257V258H53ZM111 257V256H110ZM115 257V256H114ZM114 257L112 259H114ZM158 257V256H157ZM175 257V256H174ZM214 257V256H213ZM236 258V261H237V257L236 255L234 256ZM1 258V257H0ZM9 258V257H8ZM11 258V259H12ZM55 258V257H54ZM103 258V257H102ZM116 258V257H115ZM120 258V257H119ZM123 258V257H122ZM162 258V257H161ZM222 258V257H221ZM220 258V259H221ZM240 258V257H239ZM238 258V260H239ZM7 259V258H6ZM32 259V258H31ZM71 259V260H70ZM69 262L70 261H75V260H72V258L70 257ZM111 259V260H112ZM159 259H160V256H159ZM174 259V258H173ZM215 259V258H214ZM233 259V258H232ZM264 259V258H263ZM22 260V259H21ZM27 260V259H26ZM33 260V259H32ZM31 260V262H32ZM61 260V259H60ZM131 260V259H130ZM223 262H225L224 264H229V258H224L223 257ZM221 260V263L223 264ZM225 260V261H224ZM44 261V260H43ZM64 261V260H63ZM129 261V260H128ZM165 261V260H164ZM204 261L206 263H204ZM218 261V260H217ZM250 261V260H249ZM3 262V261H2ZM16 262V261H15ZM71 262V263H72ZM126 261H124L125 263ZM135 262V261H134ZM162 262V261H161ZM175 262V260L173 261ZM239 262V261H238ZM258 262V261H257ZM263 262V261H262ZM13 263V262H12ZM56 263V262H55ZM105 263V262H104ZM122 263V262H121ZM120 263V264H121ZM163 263V262H162ZM169 263V262H168ZM6 264V263H5ZM54 264V263H53ZM72 264H76L75 262H73ZM102 264V263H100ZM112 264H118L116 263L115 261H112ZM123 264V263H122ZM127 264V263H126ZM130 264V261L129 263ZM135 264V263H134ZM164 264V263H163ZM167 264V263H166ZM211 264V263H210ZM213 264V263H212ZM264 264V262H263Z\"/></svg>", "mask_w": 264, "mask_h": 264}, {"label": "rangeland", "instance_id": "374dc122", "mask_svg": "<svg viewBox=\"0 0 264 264\" xmlns=\"http://www.w3.org/2000/svg\"><path fill=\"white\" fill-rule=\"evenodd\" d=\"M54 1V0H53ZM57 1H59V0H57ZM63 1V0H62ZM61 1V2H62ZM79 1V2H78ZM83 1V0H82ZM81 0H67V2L64 0V2H63V4H65L66 5V11H67V9H68V12H67V15H66V13H65V16H68L67 18H71L70 20H71V22L73 23V22H75L76 23V25L75 26H77V23L79 24H81V27H83L84 25V27H86L87 28V30H90V31H92V33H93V31L94 32H97L98 30H99V28L98 27H101V30L103 31V33H105L106 35H108V36H111V37H109L108 38V41L106 42V44H103V46H101L100 47V49L99 50H102V54H100L101 53V51H97V50H94L95 48H93V50H90V51H79V53L78 52H76L77 54V56L79 57V59H81L82 60V58H83V60H88V62H90V63H92V62H95V60H96V62L97 61H99V60H103L102 62L106 65H104V67L106 68L107 67V69H105L104 68V70L105 71H107V73H108V77L110 76V80H111V82H119V84L122 86V87H125L126 89H127V93L125 94V95H121L120 96V98H123V97H125L124 99H127L128 101H126L125 100V102L123 101V99H120V98H115L113 101H114V103L113 104H111V108H113V106H114V108H116L115 110L116 111H118V110H122V114H121V112H120V114L118 113V114H116V115H111L110 116V114L108 115L109 116V118H107L108 119V121L110 122V124H109V122H107L108 124L107 125H110V126H117V125H119V126H125V127H128L129 129H128V131H126V133L124 134L123 133V135L125 136V137H130L131 138V140H134V142L136 143L137 142V146H138V150H137V147L134 149V150H132V153L130 152V151H128V150H125L126 152L124 153L122 150L119 152L120 153V155L122 156L121 158L119 157V158H117L116 156H113V155H110V154H108V153H106V155H108L104 160H101V161H99L98 163H96V164H94L93 163V165L95 166L96 165V167H94L92 164H91V166H93V167H91L92 168V170H90L89 171V169H90V167H89V169H87L89 172H92V171H97L95 168H99V167H102V166H104V168H107L108 167V169H109V167H110V170L112 169H115L114 171H116V170H119V165L123 162H128V161H130L131 162V159H133L135 162H137L138 160H141V161H138V162H142V163H145L146 164V162H148L147 164H149V166L147 165H145V164H142V165H144L145 167H150V171L153 173V176L151 175L150 177L152 178V179H150V177H147L143 182H142V184L141 185H139L138 186V188L140 189V186H141V190L143 191L144 190V192L146 191L147 193L149 192V194H150V192L151 191H153V192H155V186H153V184L155 183H157V182H160L161 180H163V178H164V170H163V163H162V160H163V155H162V149H161V147H163V144H162V142H161V140H160V134L159 133H156V131L154 132V129L153 128H151L152 126V123H153V121H152V119L154 118V114L156 113V114H158V113H161L162 112V110L163 109H161V99L165 96V97H167V98H169V99H167V101H169L168 102V106H166V107H164V110H163V116H162V114H161V116H160V114H158L159 116H160V121L162 122H165L166 123V119H167V121L168 120H170L169 122H167L168 124H169V126H170V129H171V131H170V129H169V131L167 132V129H168V127L165 129L166 131L165 132H163L162 134L163 135H166V136H168V138H170V140H172V141H175V142H177V143H179L180 144V146H181V148H180V150L179 151H177L176 153L177 154H179V155H177L176 157L177 158H179V159H181V161H179V159H178V161L182 164V165H178V170H177V173L179 174V175H181V178L183 179V177H185V174L187 175L188 173L190 174L191 172H193L192 171V168L194 167H196V164H197V166H199L200 168H202L203 170H204V172H205V174L207 175V176H212L211 174H214L218 169L217 168H219L220 166H218L217 164H218V161H217V158L219 157L218 155H217V153H215V152H213V151H211L210 149H209V146H208V148H206V150L205 151H203V153L201 152L200 154H199V156H198V158L196 159V162H193V164H192V166H191V168H190V164L188 165V159L190 158L191 159V155H193V147H191L193 144H196V142L197 143H199V142H201V143H199V145H204L207 141H205L206 140V138H208L207 136L209 135H207V136H205L206 138L203 140L202 138H204V136H201L202 134H201V132L203 133V131H201V130H205L206 129V126L205 125H208V122H207V118H208V110L209 109H211V108H213L214 109V107L216 106V105H214L215 104V102L214 101H212V99L210 100V98H211V96H209V94H210V91L212 90V88H210V87H213V91H214V88L216 87V91H220L219 93H221V94H223L224 92H226V93H224L223 95L226 97V102L227 103H229V106L231 107V105H233L234 104V107H235V104L237 103H235V101H237V100H235L236 98L238 99L239 97H240V95L244 92V91H246V92H244L245 94V97L247 98L246 99V103L247 104H245L244 105V107L242 106V108H240V110L239 111H243L242 113H241V115H240V117H239V115H238V117H237V115L235 116H232V115H230L229 116V114H226L227 112L226 111H221L219 108H217V107H215V109H214V111L216 110V108H217V112L215 113L216 115H218L219 116V114H220V116H221V120L223 121V120H225V124L227 123V122H230V123H228L226 126V129L223 131V132H225L224 134L222 133H220V135H221V137H219V140H220V138H222V136H223V139H221L222 141L221 142H225V144H224V147H226L228 150H229V148L231 147V146H229V145H231V143L233 142H235V141H237L236 143H235V145L237 146V148L238 149H244L243 151H247V147H248V143H249V135L248 134H250V129H248L250 126H252V122H253V118H252V113L251 112H249L248 110H250V111H253V108H254V105L257 103V101H258V99H260L261 98V96H262V98L260 99V101L261 100H263L262 102H260L261 104H260V111H261V113H262V119L260 118V119H258L257 121H256V123L257 124H255L256 125V131H255V142H254V147L257 149L258 148V150H257V152L259 153L258 155V157L260 158V159H262L261 161L264 163V75L263 76H261V75H259V73H258V71H263L264 72V40L262 39V38H264V29H261V27L262 28H264V0H240V1H238L239 3L236 5L237 7L235 8V13H234V18H235V23H233V22H230L229 21V19H228V13L229 12H227V10H229L230 11V8L228 9V4L226 3V2H228V1H226V0H224L225 2H221L222 4H219V6H218V10L215 8V9H213V7L212 8H210V9H208V10H206V11H204V8L206 9V8H208V7H204V4H203V2H202V0H185V4H184V6L186 5V7L185 8H187L186 9V11H184V12H186L184 15H181V16H176V15H174V14H176V13H174L175 12V10L174 9H172L171 8V5L169 6V4L168 3H170L169 2V0H151V1H153L154 3L152 4V2L150 1V0H135V1H131V0H112V1H110L108 4L107 3H105V6L104 5H102V3L104 4V0H102V2L100 3L102 6H104L103 8H104V10H109L108 11V13H110L109 15H108V13L106 14V12L104 11V23L102 22V19H103V17H102V15L101 16H99L100 15V12H98L99 10H97L96 8H95V6H94V2H96V1H94V0H85V1H87V2H89V3H87V4H85L86 2L85 1H83L82 2ZM101 1V0H100ZM99 1V2H100ZM109 1V0H108ZM139 1H141L140 3H139ZM159 1V2H158ZM166 1V2H165ZM188 1H190V2H188ZM60 1H59V3H61ZM69 2V3H68ZM72 2V3H71ZM81 4V7H82V4H85V5H83L84 6V8H85V6L87 5L88 7H90L88 10L86 9V10H82L81 8H80V5L78 4ZM85 2V3H84ZM98 2V3H99ZM106 2V1H105ZM113 2L115 3V4H113ZM131 2V3H130ZM158 2V3H157ZM168 2V3H167ZM188 2V3H187ZM192 2V3H191ZM198 2V3H197ZM200 2V3H199ZM251 2V3H250ZM55 3L57 4V2L55 1ZM67 3V4H66ZM75 3H76V5H75ZM94 3V4H93ZM98 3H96V4H98ZM130 3V4H129ZM139 3V4H138ZM229 3H230V1H229ZM256 3H257V5H256ZM62 3H61V5H63ZM74 4V5H73ZM90 4V5H89ZM100 4H98V5H100ZM118 4V5H117ZM135 4V5H134ZM149 4V5H148ZM200 4H202V5H200ZM250 4V5H249ZM60 4H57V6H56V9H57V11H59L60 9L58 8V6H61ZM64 5V6H65ZM69 5V6H68ZM73 7H72V6ZM79 5V6H78ZM92 5V6H91ZM111 5L113 6V7H111ZM246 5V6H245ZM64 6H62V7H64ZM68 6V7H67ZM117 6V7H116ZM153 6V7H152ZM201 6H203V7H201ZM96 7H97V5H96ZM221 7V9H223V10H221V9H219ZM229 7H230V4H229ZM249 7H251V8H249ZM61 8V7H60ZM65 8V7H64ZM63 8V9H64ZM82 10H80V9ZM83 8V7H82ZM108 8V9H107ZM118 10H117V9ZM152 8V9H151ZM165 8V9H164ZM261 8H263V9H261ZM59 9V10H58ZM71 9V10H70ZM73 9V10H72ZM74 9H75V11L77 12H75L74 11ZM111 9V10H110ZM112 9L114 10V11H112ZM152 10V12H151V10ZM155 9V10H154ZM194 9V10H193ZM212 9L213 10H217V11H215V13L212 11ZM254 9H256V10H254ZM261 9V10H260ZM116 10V11H115ZM203 10V11H202ZM250 10V11H249ZM260 10V11H259ZM54 11H55V9H54ZM57 11H55V12H57ZM65 11V12H66ZM70 11H71V16L73 15L74 16V14H75V16L73 17H71L70 16ZM79 11H80V14H78L79 13ZM190 11V12H189ZM200 11V12H199ZM222 13H221V12ZM61 12H63V11H61ZM61 12H60V14H61ZM74 12V13H73ZM89 12V13H88ZM111 12H112V14H111ZM116 12V13H115ZM167 12V13H166ZM87 15H86V14ZM98 15V13H99V17L101 18L102 17V19H101V21L99 20L100 18L96 15V14ZM121 13V14H120ZM149 13V14H148ZM166 13V14H165ZM173 13V14H172ZM188 13V14H187ZM193 13H194V15H193ZM217 13V14H216ZM225 13V14H224ZM59 14V15H60ZM91 16H90V15ZM95 16H94V15ZM118 14V15H117ZM221 14V15H220ZM56 16H59L58 15V12H57V14H55ZM78 15V16H77ZM82 15V16H81ZM86 15V16H85ZM111 15V18H108L107 20H105V18H106V16H110ZM113 15H115V16H113ZM117 15V16H116ZM120 15V16H119ZM126 15V16H125ZM162 15V16H161ZM222 17H220V16ZM227 15V16H226ZM248 15V16H247ZM53 16H54V13H53ZM63 19H57L58 21L60 20H64L63 22H65V21H67V19L65 20L64 19V17L65 16H63V14H61L60 15ZM80 16V17H79ZM113 16V17H112ZM201 16V17H200ZM87 17V18H86ZM117 17V18H116ZM124 17V18H123ZM199 17V18H198ZM237 17V18H236ZM55 18V16L53 17V20H55L54 19ZM73 18H75V20L73 19ZM96 18V19H95ZM120 18V19H119ZM155 18V19H154ZM164 18V19H163ZM169 18V19H168ZM176 18V19H175ZM187 18H189V19H187ZM86 19V20H85ZM119 19V20H118ZM123 21H122V20ZM133 19V20H132ZM154 19V20H153ZM225 19V20H224ZM56 20V21H57ZM69 20V21H70ZM88 20V21H87ZM168 20V21H167ZM188 20V21H187ZM191 20V21H190ZM195 20V21H194ZM204 20V21H203ZM61 21V22H62ZM68 21V22H69ZM118 21V22H117ZM120 21V22H119ZM128 21V22H127ZM156 21V22H155ZM171 21H173V22H171ZM183 21V22H182ZM223 21V22H222ZM71 22L69 23V24H71ZM91 22H92V24H91ZM95 22V23H94ZM116 22V23H115ZM122 22V23H121ZM130 22V23H129ZM161 22V23H160ZM166 22V23H165ZM178 22V23H177ZM189 22V23H188ZM193 22V23H192ZM220 22V23H219ZM52 23H53V21H52ZM58 24H60V22H57ZM57 23H55L56 24V26H58V24ZM67 23V22H66ZM99 23V24H98ZM109 23V24H108ZM150 23V24H149ZM180 23H182V25L180 24ZM185 23V24H184ZM231 23H232V25H231ZM51 24V21H50V23H49V25ZM55 24H52V25H54L55 26ZM74 24V23H73ZM72 24V26H74ZM102 24V25H101ZM129 24V25H128ZM153 24V25H152ZM168 24V25H167ZM179 24V25H178ZM244 24V25H243ZM209 25V26H208ZM214 25V26H213ZM238 25V26H237ZM242 25V26H241ZM259 25V26H258ZM56 26L55 27H53V28H56ZM60 26V25H59ZM59 26L57 27L58 29H60L59 28ZM80 25H78V27H79ZM161 26V27H160ZM173 26V27H172ZM185 26V27H184ZM217 26V27H216ZM222 26V27H221ZM230 26V27H229ZM231 26H233V27H231ZM61 27V26H60ZM77 27V28H78ZM93 27H95L94 29L96 30H92L93 29ZM107 27H108V29H107ZM172 27V28H171ZM219 27V28H218ZM235 27V28H234ZM50 28V27H49ZM52 28V29H53ZM56 28V29H57ZM76 28V27H75ZM86 28H84V29H86ZM92 28V29H91ZM124 28H126V29H124ZM145 28V29H144ZM222 28V29H221ZM230 28V29H229ZM234 28V29H233ZM244 28V29H243ZM259 28V29H258ZM57 29V31H59V35H60V32H61V30H58ZM154 29V30H153ZM181 29H183V30H181ZM196 29V30H195ZM213 29V30H212ZM237 29V30H236ZM54 30V29H53ZM127 30V31H126ZM244 30V31H243ZM257 30V31H256ZM52 31V30H51ZM55 31V30H54ZM53 31V32H54ZM57 31H55L56 32V34L58 33ZM90 31H89V33H90ZM109 31V32H108ZM110 31H111V33H110ZM120 31V32H119ZM122 31V32H121ZM123 31H124V33H123ZM126 31V32H125ZM131 31V32H130ZM165 31V32H164ZM183 31V32H182ZM214 31V32H213ZM236 31V32H235ZM237 31H238V33L240 32V34H238V35H245V37H246V39H247V43H249V45H248V48H247V60H248V65H247V71L245 70V73L247 74V76H246V79L244 80L245 82V85H244V83L242 84H240L239 83V81H238V77H237V74H236V72L235 71H232V68L230 67V65L232 66V67H234V59L232 58V57H236V55H238V49H240L239 48V46H238V40H237V38H236V33H237ZM243 31V32H242ZM62 32H63V30H62ZM61 32V34H63ZM100 32V30L97 32V33H99ZM232 32V33H231ZM235 32V33H234ZM27 33H28V31L27 32H25V33H22L21 35H18L17 36V34H14V35H16V36H12V41L14 40V39H16L17 37H22V38H26L27 36ZM30 33V32H29ZM96 33V34H97ZM130 33V34H129ZM168 33V34H167ZM221 33V34H220ZM225 33H226V35H225ZM247 33V34H246ZM23 34H25V35H23ZM91 34V33H90ZM96 34H94V35H96ZM101 34V36L100 37H105V35L103 36L102 35V32L100 33ZM112 34V35H111ZM124 34H125V37H124ZM140 34V35H139ZM164 34V35H163ZM215 34V35H214ZM233 34V35H232ZM258 34V35H257ZM64 35V34H63ZM98 35V34H97ZM143 35V36H142ZM169 35V36H168ZM176 35V36H175ZM107 36V37H108ZM127 36V37H126ZM151 36V37H150ZM167 36V37H166ZM216 36V37H215ZM262 36V37H261ZM114 37V38H113ZM116 37V38H115ZM131 39H130V38ZM138 37V38H137ZM166 37V38H165ZM218 37V38H217ZM231 37V38H230ZM236 38V39H234V38ZM257 37V38H256ZM260 37V38H259ZM163 38V39H162ZM182 38V39H181ZM215 38V39H214ZM221 38V39H220ZM259 38V39H258ZM217 39H219L218 41H217ZM230 39V40H229ZM249 39V40H248ZM255 39V40H254ZM258 39V40H257ZM116 40V41H115ZM215 40H216V42H215ZM222 40V41H221ZM224 40H226V41H224ZM236 40V41H235ZM253 40V41H252ZM261 40V41H260ZM263 40V41H262ZM111 41V42H110ZM120 43H119V42ZM123 41V42H122ZM140 41V42H139ZM180 41V42H179ZM221 41V42H220ZM234 41V42H233ZM251 41V42H250ZM257 41H259V42H257ZM115 42V43H114ZM164 42V43H163ZM227 42H229V44L227 43ZM253 42V43H252ZM1 43V42H0ZM216 43V44H215ZM263 43V44H262ZM6 45H4V43H1L0 45L1 46H3V47H0V50L2 51V52H5V54L6 53H8L7 54V57H9L10 55V57H19L20 55H21V53H22V51H21V49L19 50V48L18 49H16V48H13V47H15V44H13V42H11V43H5ZM171 44V45H170ZM218 44H219V46H218ZM228 44V45H227ZM231 44V45H230ZM250 44H251V46H250ZM7 45H10V46H7ZM105 45V46H104ZM107 45V46H106ZM136 45V46H135ZM138 45V46H137ZM174 45V46H173ZM183 45V46H182ZM222 45V46H221ZM226 45V46H225ZM233 45V46H232ZM236 45V46H235ZM256 45H258V46H256ZM191 46V47H190ZM224 46V47H223ZM237 46H238V48H237ZM256 46V47H255ZM260 46V47H259ZM199 47V48H198ZM217 47V48H216ZM230 47V48H229ZM252 47V48H251ZM257 47H259L258 49H257ZM9 50H7V49ZM175 48V49H174ZM189 48V49H188ZM225 48V49H224ZM253 48H254V50H253ZM256 48V49H255ZM185 49V50H184ZM217 49V50H216ZM222 49V50H221ZM232 49H233V51H232ZM262 49V50H261ZM5 50H7L8 52H6ZM178 50V51H177ZM180 50V51H179ZM184 50V51H183ZM196 50V51H195ZM202 50V51H201ZM215 50V51H214ZM225 50L227 51V52H225ZM252 50V51H251ZM29 51V50H28ZM95 51H96V53H95ZM131 51V52H130ZM153 51H155V53L153 52ZM181 51H182V53H181ZM205 51V52H204ZM212 51V52H211ZM220 51H221V53H220ZM257 51H260L261 53H263V55L260 53V52H257ZM263 51V52H262ZM10 52H12V53H10ZM20 54H19V53ZM90 52V53H89ZM100 52V53H99ZM117 52V53H116ZM161 52V53H160ZM176 52H180L178 55V62H177V65H175V64H172L173 63V59L175 58V54H176ZM188 52V53H187ZM215 54H214V53ZM218 52V53H217ZM235 52H236V54H235ZM254 52V53H253ZM137 53V54H136ZM184 53V54H183ZM224 53V54H223ZM259 54V57H258V54ZM10 54V55H9ZM17 56H16V55ZM18 54H19V56H18ZM88 54V55H87ZM100 54V55H99ZM192 54V55H191ZM202 54V55H201ZM213 54V55H212ZM223 54V55H222ZM228 54H229V56H228ZM253 54V55H252ZM94 55V56H93ZM139 55V56H138ZM215 55H218V57L220 56V58H222V60L221 61H223L222 63H220V60L217 62L216 61V59H220V58H218V57H216ZM257 55V56H256ZM98 56V57H97ZM101 56V57H100ZM133 56V57H132ZM214 56V57H213ZM254 56H256V58H259L257 61H254V60H256V59H254ZM81 57V58H80ZM101 59H100V58ZM132 57V58H131ZM187 57V58H186ZM223 57H228V61H227V63H226V61L225 60H223ZM86 58V59H85ZM107 58V59H106ZM127 58H129V59H127ZM192 58V59H191ZM209 58V59H208ZM213 58H216V59H213ZM251 58H253V59H251ZM3 58H1L0 59V62H2L3 61V63L4 64H6V61H4V60H2ZM93 59V60H92ZM97 59H99V60H97ZM231 59H233V60H231ZM90 60V61H89ZM105 60H107V61H105ZM111 62H110V61ZM125 60V61H124ZM142 60V61H141ZM208 60V61H207ZM211 60V61H210ZM213 60V61H212ZM215 60V61H214ZM113 61V62H112ZM127 61V63H126V65L124 64L125 62ZM230 61H232V63L230 62ZM261 61V62H260ZM124 62V63H123ZM213 62V63H212ZM3 63H1V64H3ZM115 63V64H114ZM204 63V64H203ZM211 63H212V65H211ZM221 65H220V64ZM225 63V64H224ZM231 63V64H230ZM255 63H257V64H255ZM0 64V84H3V83H1V82H3V81H5V79L3 80V77H2V75L4 76L5 74H4V70L6 69L5 67H6V65L8 64H6V65H3V67L5 68H2V65ZM143 64H144V66H145V70L144 69H142L144 66H143ZM171 64V65H170ZM259 64H260V66H261V68H260V66H259ZM114 65V66H113ZM227 66V67H225V66ZM229 65V66H228ZM258 67H257V66ZM110 66V67H109ZM126 66V67H125ZM143 66V67H142ZM172 66V67H171ZM212 66V67H211ZM213 66H214V69H216V70H212V71H210L211 70V68H213ZM116 67V68H115ZM125 67V68H124ZM142 67V68H141ZM211 67V68H210ZM231 69H230V68ZM206 68V69H205ZM222 68V69H221ZM224 68H226V69H224ZM229 68V69H228ZM255 68V69H254ZM112 69V70H111ZM141 69V70H140ZM199 69V70H198ZM210 69V70H209ZM218 69V70H217ZM222 71H221V70ZM224 69V70H223ZM228 69V71H226ZM260 69V70H259ZM4 72H3V71ZM171 70V71H170ZM229 70H231L230 72H229ZM250 70H251V72H250ZM256 70V71H255ZM113 71V72H112ZM116 73H115V72ZM128 71V72H127ZM218 71H221V72H218ZM224 71V72H223ZM151 72V73H150ZM223 72V73H222ZM248 72V73H247ZM115 73V74H114ZM124 73V74H123ZM193 73V74H192ZM256 73H258V75H256ZM118 74V75H117ZM201 74V75H200ZM207 74V75H206ZM225 74V75H224ZM254 74V75H253ZM199 75V76H198ZM220 75V76H219ZM229 75V76H228ZM256 75V76H255ZM67 76V75H66ZM63 77V81H61V83L62 82H65V85H66V83H67V85H68V87H69V85H73V87H75V86H77L76 88H78L79 86H81V85H83L82 87H83V89H82V91L84 90V93H82L83 95L84 94H87V96L90 98V96H93L92 94H94V95H96V93L98 94H101V92L102 91H104V88L102 87V86H100L101 85V81H102V79L101 78H96V76L94 77V75H91V77H90V75L89 74H87V76H84V77H77V76H75V78H74V76L73 77H71V76H69V77ZM93 76V77H92ZM183 76V77H182ZM214 76V77H213ZM117 77V78H116ZM144 77H146V78H144ZM176 77V78H175ZM247 77H248V79H247ZM258 77V78H257ZM262 77V78H261ZM78 78V79H77ZM95 78V79H94ZM230 78V79H229ZM253 78V79H252ZM259 79V81L257 80V79ZM72 79V80H71ZM76 79V80H75ZM101 79V80H100ZM187 79V80H186ZM199 79V80H198ZM117 80V81H116ZM254 80V81H253ZM75 83V85L73 84V82ZM95 81H97V82H95ZM100 81V82H99ZM223 81V82H222ZM261 81H263V82H261ZM78 82H79V84H78ZM147 82V83H146ZM187 82V83H186ZM200 82V83H199ZM213 82V83H212ZM238 82V83H237ZM14 83H16V82H14ZM235 83V84H234ZM62 84H64V83H62ZM165 84H166V87L164 88V86H165ZM259 84H261L260 86H259ZM156 85V86H155ZM212 85V86H211ZM221 85V87H219ZM227 85V86H226ZM70 86V87H71ZM150 86V87H149ZM202 86V87H201ZM259 86V87H258ZM35 88H36V90H37V93H38V97H39V99L42 101V102H45L46 101V99L47 100H49V98L51 99V98H56V100H57V104H55V106H56V108H58V106H59V109L62 111V113L63 114H67V109H65L66 108V103H68L69 102V99H70V97L68 96V95H66L65 97H64V95L62 96V94H64V93H59L58 95H57V97H54V95L52 94V93H50V90H48V88H47V84H45V83H43V84H41L40 83V85H35L34 86ZM226 87V88H225ZM40 88V89H39ZM43 88V89H42ZM193 88V89H192ZM201 88V89H200ZM258 88V89H257ZM80 89V90H81ZM96 89V90H95ZM171 89V90H170ZM208 89H209V91H208ZM226 89V90H225ZM239 89V90H238ZM186 90V91H185ZM202 90V91H201ZM227 90H229V91H227ZM261 90V91H260ZM81 91V92H82ZM92 91V92H91ZM130 91V92H129ZM173 91V92H172ZM185 91V92H184ZM191 91V92H190ZM200 91V92H199ZM242 93H241V92ZM86 92V93H85ZM164 92V94L166 93V95H163L162 93ZM168 92V93H167ZM198 92H199V94H201V96H202V99L204 100H202L201 101V99H198L197 97V95H199L198 94ZM205 92V93H204ZM207 92H209V93H207ZM238 92H240V93H238ZM261 92V93H260ZM103 93V92H102ZM40 94V95H39ZM195 94V95H194ZM249 94V95H248ZM211 95V94H210ZM51 96V97H50ZM68 96V97H67ZM86 96V95H85ZM86 96V97H87ZM185 96V97H184ZM195 96V97H194ZM59 97H61V98H59ZM183 98L182 100H181V103H180V98ZM206 97V98H205ZM46 98V99H45ZM130 98V99H129ZM133 98V99H132ZM192 98H194L195 100L196 99H198L197 101H195L193 104H190V102L189 103H187L188 102V99H192ZM208 98H209V100H208ZM177 99V100H176ZM179 99V100H178ZM186 99V100H185ZM193 99V100H194ZM67 100V101H66ZM130 100V101H129ZM171 100H172V102L174 103V104H171ZM232 100L234 101V102H232ZM248 100V101H247ZM257 100V101H256ZM116 101V102H115ZM123 101V102H122ZM132 101V102H131ZM136 101V102H135ZM177 101H178V103H177ZM184 101H187V102H184ZM200 101V102H199ZM256 101V102H255ZM47 102V101H46ZM118 102V103H117ZM130 102V103H129ZM203 102V103H202ZM211 102H212V104H211ZM126 103V104H125ZM152 103V104H151ZM190 104L189 105V107L192 109L191 110V115H189L190 117H184V118H181L180 117V119H179V114H181L180 113V104ZM214 103V104H213ZM88 104L90 105L91 103L90 102H88ZM124 104V105H123ZM231 104V105H230ZM117 105V106H116ZM237 105V104H236ZM129 106V107H128ZM214 106V107H213ZM163 107V106H162ZM168 107V108H167ZM208 107V108H207ZM252 107V108H251ZM64 108V109H63ZM172 108V109H171ZM243 108H244V110H243ZM110 109V108H109ZM137 109V110H136ZM144 109V110H143ZM169 109H171V110H169ZM182 109V108H181ZM198 109V110H197ZM202 109V110H201ZM218 109L224 114V115H226V117H227V120H226V117L223 115V114H221V112H218ZM242 109V110H241ZM252 109V110H251ZM120 110V111H121ZM124 110H127L126 111V113H128L127 115H126V113H125V111ZM150 110V111H149ZM160 110V111H159ZM169 110V112L167 113V111ZM204 110V111H203ZM130 111V112H129ZM136 111L137 112H141V113H139V115L141 116H139V119L137 118V117H135L136 115H135V113H136ZM159 111V112H158ZM170 111H171V113L173 112V117H175L176 116V118H173V117H171V115H169V113H170ZM194 111V112H193ZM119 112V111H118ZM124 112V113H123ZM153 112H154V114H153ZM193 112V113H192ZM202 112V113H201ZM226 112V113H225ZM238 111H236V113H237ZM248 112V113H247ZM152 113V114H151ZM170 113V114H171ZM177 113V114H176ZM206 113V114H205ZM219 113V114H218ZM235 113V114H236ZM240 113V112H239ZM125 114V115H124ZM167 114H168V116L169 117H167ZM134 115V116H133ZM247 115V116H246ZM249 115H251V116H249ZM83 116V118H85L84 117V115H82ZM82 116H81V118H82ZM113 116V117H112ZM116 116V117H115ZM119 116H121L120 118H118ZM231 117H234V118H231V120H232V122H231V120H230V118ZM166 117V118H165ZM177 117H178V120H177ZM223 117V118H222ZM235 117H237L239 120H240V122L238 121V119L236 118L235 119ZM244 117H245V119H244ZM133 118H135V120H133ZM143 118V119H142ZM163 118H165V120H163ZM190 118H192V119H190ZM225 118V119H224ZM252 118V119H251ZM118 119V120H117ZM126 119V120H125ZM173 119H175V120H173ZM230 121H229V120ZM143 121V123L146 121V122H148V124L150 125V127H149V129H144V126H142L143 127V129L144 130H142L140 127H138V128H131L130 127V122L132 121V123H134V121L135 122H137V121ZM173 120V121H172ZM237 120V121H236ZM129 121V122H128ZM173 123H172V122ZM174 121H176V122H174ZM179 121V122H178ZM235 123H237V122H239V124L241 125V126H244V127H248V128H246V129H248L247 131L249 132H238L239 131V128H240V126H239V124H235ZM171 122V123H170ZM183 122V123H182ZM193 122V123H192ZM224 122V121H223ZM115 123V124H114ZM176 124V123H178V124H176L177 126H175V125H172V124ZM234 123V124H233ZM246 125H244V124ZM145 124V123H144ZM143 124V125H144ZM168 124H167V126H168ZM171 124V125H170ZM202 124V125H201ZM205 124V125H204ZM236 125V126H235ZM193 126V127H192ZM238 126V127H237ZM197 127V128H196ZM202 127L203 128H205V129H202ZM175 128V129H174ZM189 128V129H188ZM228 128V129H227ZM237 128V129H236ZM251 128V127H250ZM261 128V129H260ZM174 129V130H173ZM229 129H230V131H229ZM234 131H233V130ZM145 130H148V131H145ZM193 132H192V131ZM201 131V132H199L198 134H200L199 136H201V137H199V136H196V135H198L197 134V132L198 131ZM226 130H228V131H226ZM190 131V132H189ZM196 132V133H195ZM179 133V134H178ZM237 133V134H236ZM260 133V134H259ZM176 134V135H175ZM195 134V136H193ZM247 134V135H246ZM204 135V134H203ZM246 135V136H245ZM144 136H146V137H144ZM182 136V137H181ZM192 136V137H191ZM238 136V137H237ZM261 136V137H260ZM178 137V138H177ZM236 137V138H235ZM240 137V138H239ZM246 137V138H245ZM156 138V139H155ZM225 138H226V140H225ZM231 138V139H230ZM248 138V139H247ZM175 139V140H174ZM177 139V140H176ZM238 139V140H237ZM239 139H240V141H239ZM57 139H55V142H59V141H56ZM143 140V141H142ZM227 140H228V142L229 141H231V143H229L228 145H227ZM199 141V142H198ZM238 141H239V143H238ZM158 142V143H157ZM205 142V143H204ZM78 142H75V144H77ZM193 143V144H192ZM204 143V144H203ZM79 145V146H78ZM77 146L78 147H80V143L78 144ZM94 145V144H93ZM92 144H91V148L93 149V150H90V151H87V148L88 149H91L90 147H86V149L85 148H79V149H81V151H83V152H79L78 150V147L76 148L77 149V153H75L77 156L75 157V158H77L78 156H80V153H83V154H86L85 156H88L89 154V152H90V154L91 155H89V157H87V159L88 160H90V157H92L93 155H95V151L97 150L96 148H97V146H93ZM140 145V146H139ZM207 145L208 144H206V147H207ZM226 145V146H225ZM258 145V146H257ZM76 146V145H75ZM189 146V147H188ZM205 146V145H204ZM246 146V147H245ZM140 147V148H139ZM191 147V148H190ZM263 149H262V148ZM110 148H111V146H110ZM189 148V149H188ZM247 148V149H246ZM107 149H109V148H107ZM106 149V150H107ZM150 149V150H149ZM231 149V148H230ZM262 149V150H261ZM110 150V149H109ZM232 150V149H231ZM231 150H229V151H231ZM86 151H87V153H86ZM92 151H94L93 153H92ZM142 151V152H141ZM105 152V151H104ZM161 152V153H160ZM263 152V153H262ZM131 153V154H130ZM142 153V154H141ZM88 154V155H87ZM72 155L74 156V154L72 153ZM136 155V156H135ZM138 155V156H137ZM149 155V156H148ZM184 155V156H183ZM85 156L82 158L83 160H85ZM110 156V157H109ZM112 156L114 157V158H112ZM124 156V157H123ZM116 157V158H115ZM131 157V158H130ZM263 157V158H262ZM159 158V159H158ZM188 158V159H187ZM86 159V160H87ZM117 159V160H116ZM120 159V160H119ZM187 159V161L185 162V160ZM190 159H189V161H190ZM108 160V161H107ZM122 160V161H121ZM125 160V161H124ZM143 160L144 161H146V162H143ZM207 160V161H206ZM107 161V162H106ZM121 161V162H120ZM153 161V162H152ZM120 162V163H119ZM109 163V164H108ZM180 163H178V164H180ZM183 163H184V165H183ZM187 163V164H186ZM190 163V162H189ZM195 163V164H194ZM216 163V164H215ZM262 163V164H263ZM160 164V165H159ZM186 164V165H185ZM209 164V165H208ZM262 164H259V165H261V166H263L261 169H263L264 168V164L262 165ZM100 165H102V166H100ZM189 167H188V166ZM118 166V167H117ZM181 166V167H180ZM260 166V167H261ZM215 167V168H214ZM72 168V169H71ZM69 167V168H67L65 171H63L62 170V174H61V176H63V178H65V179H69L68 180V184H64L65 182H62L61 180H59V178H56L55 179V177H52V179L50 178V180L52 181V182H50L51 184L53 183H55L56 185L57 184H59V186H60V190H58V191H60L61 193H62V195L64 194V195H66V196H64L65 197V199H67L68 201H66V203H65V205L63 206V208H65L64 210L66 211V214H67V216H68V214H69V218H67L68 220V224H69V222L71 223L72 221L74 222H72V226L74 227V226H78L77 224H76V222L77 221H79V217L76 215L77 213L75 212V211H77V210H79V211H81V212H83V213H85V212H92V210H93V217L91 218V220H89V221H91L90 223H89V221L86 223V225L85 224H81L80 225V222H77L81 227H83V229L84 230H86V231H84V232H86V234L84 233V232H82L83 230H82V228L80 229L81 231H79V233L80 232H82V233H80V238H79V246L78 247H80L81 249V251L80 252H83V251H87L88 249L90 250L91 248L93 249V250H95V252H96V250L98 249V250H100L99 252H97V253H99V255L101 256V255H104V256H101L100 257V263H102V264H112V261H115L116 263H118V264H120L121 262L123 263V264H128L129 263V261H130V264H145L144 263V260L143 259H145V256H146V254L148 255H152V256H156L157 254V256H156V258H158V261H160V263L161 264H179V263H177V254H178V250H179V247H181L182 245V247H185V245H187V246H191V245H188V244H192L193 245V241H195V243L197 242L196 241V239H195V237L194 238H192L191 236H195V234L192 232L191 233V229L193 228H191L190 226L192 225L190 222V220H192L191 218V216H192V213H190V215L188 214V212L184 209L183 210V208L181 209V207H179V206H176V205H178V203L176 204V200H174V199H176V198H178V199H180V200H182L183 198V200H182V203H183V201L184 200H186V201H184V204L186 205V203L188 204V205H186L188 208H189V212H202L203 211V209H204V206L205 205H202V204H200V203H202V202H199V201H201V200H203L204 198L205 199H207L206 197H208V195H211V193H212V189L213 188H211L210 186V184H209V179L207 178V181H206V179L205 180H203L204 181V183L205 182H207V186H206V183L204 184V183H198V184H201V188L199 189V191L197 190V192L198 193H193V194H191L190 196H182V198H180L179 196L180 195H176V193L173 191V190H168L167 192H168V194L170 195V199H172L171 200V202H170V204L171 203H173L174 201H175V206H173L172 204L170 205V206H168L169 204H165V206H164V209L163 210H165V208L167 207H170L171 208V206L173 207V208H168V210L170 211L171 210V213L173 212L174 214H170V212L166 209L165 211H166V213H167V215H168V212H169V215H168V218L167 217H165L164 215H166V213H165V211L164 212H162V211H160V213H159V215L157 216V220L155 221V223H154V225H153V228H152V230H153V232H156L157 234H155L156 236H152V235H150V234H147L146 233V235L145 236H143V239L144 240H147V241H144L143 240V245H141L142 247H140V246H134L133 247V245L132 246H130L131 248H133L132 250H134L133 252L134 253H136L135 252V250H136V248L138 247V248H140L141 250H138V255H136L135 257H133V256H127V255H124V254H120L119 252H116V250L113 248V247H111L110 246V236L112 235V234H110V232H108L109 230L108 229H110L112 226H114V223L115 224H117L116 222H113L114 221V217H116V216H120V215H125V216H122V218L124 219V221L122 222L123 223V225H125L126 227L127 226H129V227H131V225L133 226V220H131L130 218H129V214H130V208H128V207H126L125 209H124V211H122V212H117V210H115V208H112L114 205H115V203L114 202H112V200H111V190H112V186L114 185V184H111V187L108 185L107 186V184H106V186H105V183L102 185L101 183H103L102 182V180H100L99 182H95V183H97L98 185H99V187L98 186H96L95 187V189L99 192V193H96V190H95V193H94V190H92L93 191V194H91L90 195V193L92 192H89V194L86 196V194H84V196H83V194L82 193H79V191H78V189L76 188V179H74V178H76L75 176L77 175V174H79L78 173V171H79V169H80V167L78 168L77 167V165H75L74 167ZM86 168H88V167H86ZM93 168H94V170H93ZM103 167H102V169H104ZM70 169V170H69ZM82 170H83V168H81ZM85 169V168H84ZM180 169V170H179ZM188 169V170H187ZM215 169V170H214ZM74 170V171H73ZM186 170V171H185ZM213 170V171H212ZM72 171H73V173H72ZM119 172V171H118ZM117 171L115 172V174H116V183H115V185H117V186H115L114 185V187L116 188L117 187V190L120 188V186H123L122 188H124V192L123 191H121V192H123V193H126L128 190H129V187L131 186L130 184H128V182H127V179L123 176V175H121L120 173H118ZM157 172V173H156ZM118 173V174H117ZM71 174V175H70ZM159 175V176H158ZM190 175H192V173L190 174ZM0 176H1V172H0ZM68 176V177H67ZM100 175H98V177H99ZM117 176H118V178H117ZM199 177H200V175H198ZM197 175L195 176V178H193L195 181L197 180L198 182H199V179H200V181H201V178H199ZM257 176H260V172L258 173V175ZM97 177V178H98ZM151 180H149V179ZM55 179V180H54ZM74 179V180H73ZM185 179V178H184ZM183 179V181L185 182L186 180H184ZM204 179V178H203ZM120 180V181H119ZM147 180H149V181H147ZM191 180H192V178H191ZM54 181V182H53ZM57 181V182H56ZM73 181V182H72ZM98 181V180H97ZM118 181V182H117ZM182 181V182H183ZM193 181V180H192ZM192 181H190L191 183H193ZM194 181V182H195ZM196 181V182H197ZM203 181H201V182H203ZM74 182H75V184H74ZM145 182V183H144ZM147 182H149V183H147ZM183 182V183H184ZM195 182V183H196ZM63 183V184H62ZM100 183V184H99ZM118 183H119V185H118ZM194 183V185H196ZM25 183H22L21 184V186L22 185H24ZM54 184V185H55ZM122 184V185H121ZM154 184V185H155ZM185 184V183H184ZM27 185V184H26ZM42 185V186H41ZM65 187H64V186ZM102 187H101V186ZM128 185H130V186H128ZM142 185H144V186H142ZM210 185V186H209ZM38 187L39 186H41L42 188H40L41 190H44V187H45V184L44 183H42V184H40V185H37ZM44 186V187H43ZM62 186V187H61ZM67 186V187H66ZM119 186V187H118ZM204 188H203V187ZM23 188H26L27 186H22ZM37 187V188H38ZM47 188V187H46ZM45 188V189H46ZM67 188V189H66ZM136 188H137V186H136ZM69 189V190H68ZM63 190V191H62ZM75 190V191H74ZM169 191H171L172 193L170 194L169 193ZM70 192H71V194H70ZM73 192V193H72ZM152 192V193H153ZM167 192H166V194H167ZM200 192V193H199ZM211 192V193H210ZM255 193H257L258 194V192H256V190L254 191ZM102 193V194H101ZM151 193V194H152ZM174 193V194H173ZM255 193H253L252 194V197H255V196H257V194H255ZM19 194V192L17 191V194H15V195H18ZM24 194V193H23ZM154 194V193H153ZM167 194V195H168ZM25 196H26V194H24ZM23 195V196H24ZM70 197L69 199L67 198L68 196ZM93 195H94V197H93ZM168 195V196H169ZM196 195V196H195ZM18 196H21V194L20 195H18ZM18 196H16V197H18ZM23 196H21V198H26V197H23ZM46 196H47V194H44L43 195V197L44 198H46ZM83 196V197H82ZM104 196V197H103ZM174 196V197H173ZM204 196V197H203ZM90 197H92V198H95V199H92V198H90ZM173 197V198H172ZM185 197H186V199H185ZM199 197H200V199H199ZM19 198V197H18ZM79 198V199H78ZM197 198V199H196ZM209 198V197H208ZM29 199V198H28ZM75 199V200H74ZM21 200V199H20ZM25 200V199H24ZM24 200H22L23 202H25ZM40 200V199H39ZM18 201H19V199H18ZM27 201H30V199L29 200H27ZM92 201V202H91ZM93 201H95V202H93ZM100 201V202H99ZM103 201V202H102ZM108 201V202H107ZM173 201V202H172ZM31 202V201H30ZM40 202V201H39ZM112 202V203H111ZM139 202V201H138ZM68 203V204H67ZM83 203V204H82ZM92 203V204H91ZM99 203V204H98ZM114 203V204H113ZM113 204V205H112ZM101 205V206H100ZM107 205V206H106ZM140 205V207H139V209H137V210H139L140 212L142 211V210H144V211H142V212H145V210L147 209V206L148 205H146V202H143L142 203V201L141 202H139V204H138V206ZM189 205H190V207H189ZM202 205V206H201ZM93 206H94V208H93ZM142 206V207H141ZM5 207V206H4ZM3 207V209L2 210H4V209H6V211H3V212H0V225L1 226H5V225H2V224H4V223H6V225L8 226V227H11L12 228V226H15V224H17L16 222H18V227H15L16 229L13 231V233H11L10 235H12V239L9 237V239H10V241L12 240V242H13V244H11V246L13 245V250L12 251H14L16 248H17V250L18 249H24V251H26V252H24V254L21 256V258H19V260H13V258L11 259L10 258V252H8V251H10V247H7V248H5V247H1L0 246V264H36L35 262V258L33 257L34 255H38V258L39 259H37V262H39V263H37V264H72L73 262H75L76 264H77V262H76V260H75V258L77 259V255L75 256V254H73V253H70V252H67L66 251V248H65V246H64V242H63V238L62 239H60L61 238V236L63 235L62 233H63V231H62V229H61V225H59V221H58V219H56L57 218V216L54 214V210L53 209H50V211H49V213L51 214V215H53L54 217H48V216H46L47 218H48V220L44 217V216H42V217H44L45 219H44V221H43V218H42V220H40L41 221V223H40V228L37 230V231H35V234H34V236H32V239L30 240V241H33V242H31L30 243V241H29V237L27 236V235H25V233L23 232V234H22V232L20 231V230H22V228H21V224H20V220H18L19 219V215H18V212L16 213V210H15V214L13 213V210H11V212H10V207L9 206H7L6 205V207H8V208H4ZM99 207V208H98ZM102 207V208H101ZM115 207V206H114ZM181 209H179V208ZM201 207H203V208H201ZM76 208V210H74ZM86 208L88 209L89 208V211H87L86 210ZM93 208V209H92ZM145 208V209H144ZM178 208V209H177ZM187 208V209H188ZM207 207L205 206V211H206V215L203 213L202 214V216H201V224H198V229H199V231L201 232V231H204V230H206V228H207V230H209V229H211V228H213V222H211V221H213V220H211V217L213 218V215L215 214V215H217V213H211V211L208 213L207 212V209H206ZM222 208V207H221ZM224 208V207H223ZM222 208V210L221 209H219V210H221L222 212H223V210L225 211L226 209H227V212H228V210L231 212L232 211V208H231V206H229V208H224L223 209ZM48 209V210H49ZM83 209H85V211H83ZM91 209V210H90ZM115 211H114V210ZM126 209H128L127 211H126ZM176 209V210H175ZM193 209H195L194 211H193ZM200 209H202V210H200ZM231 209V210H230ZM1 210V211H2ZM47 210V209H46ZM45 210V212H48V210L46 211ZM94 210H96V212L94 211ZM182 210H183V212H182ZM191 210V211H190ZM218 210V211H219ZM176 211H181V212H178L179 214H181V215H179V216H175V214L177 213ZM185 211H186V213H185ZM11 214H10V213ZM51 212H53V214L51 213ZM74 212V213H73ZM103 212V213H102ZM107 212V213H106ZM114 212H117L116 214L114 213ZM200 212V213H201ZM217 212V211H216ZM220 212V211H219ZM222 212H220V213H222ZM97 214L98 216L97 217H95L96 215L95 214ZM99 213V214H98ZM119 213H123V214H119ZM71 214H73V215H71ZM115 214V216L112 218V216ZM163 214V215H162ZM186 214V215H185ZM210 214L212 215V216H210ZM223 214V213H222ZM16 215H18V216H16ZM166 215V216H167ZM209 215V216H208ZM220 215V214H219ZM250 215H254V217H252V219H251V217H247V219H245V220H247L246 221V223L248 222V224L247 225H245V228L246 227H248V228H243L242 230H240L238 233H236V234H234L235 236H233L232 235V240L229 242V244L228 245H226L225 247H227L228 249H229V246H230V244L232 243V241H235V242H233L232 244H231V247H230V249L228 250V249H226V248H224V249H226V251H224V249L222 250V253H221V249L219 250V251H217L218 252V254H217V252L216 253H214L212 256H210V257H207L206 259H204L206 262H207V259H208V262H209V264L211 263H213V264H222L221 263V260L223 259V257L224 258H229V264H263V262H264V257L262 256L263 254L262 253H260V254H262V255H260L259 253V255L257 254V252H256V254H255V252H251L252 254H249V253H247V252H245V251H241V250H243L242 249V242L243 241H246V240H244V238L245 239H247V240H251V241H253V240H255V241H257V242H259V243H261L262 245L264 244V229H262L263 227H264V220H263V218H256V216H255V214H250ZM66 216V217H67ZM108 216V217H107ZM161 216H162V219H161V224H159V221H160V218H161ZM170 216V217H169ZM71 217H72V219H73V217H75V219H76V217H78L77 219H76V221H75V219L74 220H71ZM166 218V220H165V218ZM186 217V218H185ZM40 218V219H41ZM110 218V219H109ZM112 218V219H111ZM116 218H118V217H116ZM180 218V219H179ZM205 218V219H204ZM14 219V220H13ZM50 219H51V222H50ZM54 219V220H53ZM71 221H70V220ZM177 219H178V222H177ZM181 219H184V220H181ZM187 219V220H186ZM190 219V220H189ZM243 219V222L245 221ZM18 220V221H17ZM46 220V221H45ZM128 220V221H127ZM189 220V221H188ZM207 220H208V222H207ZM249 220V221H248ZM251 220H253V221H251ZM99 221V222H98ZM116 221V220H115ZM127 221V222H126ZM171 221V222H170ZM255 221H256V223H255ZM257 221H258V223H257ZM45 222V223H44ZM167 222V223H166ZM168 222H170L171 223V225H170V223H168ZM199 222V223H200ZM211 224H210V223ZM250 222V223H249ZM262 222V223H261ZM52 223V224H51ZM91 223H92V225H91ZM94 223V224H93ZM105 223V224H104ZM135 223V222H134ZM172 223H174V224H172ZM203 223H205V224H203ZM253 223H255V224H253ZM10 226H9V225ZM45 224V225H44ZM48 224V225H47ZM75 224V225H74ZM103 224V225H102ZM107 224H109V225H107ZM112 226H111V225ZM157 224H158V228H156V226H157ZM170 226H169V225ZM189 224H190V226H189ZM252 224V225H251ZM70 225V226H71ZM83 225V226H82ZM88 225V226H87ZM90 225V226H89ZM105 225H107V227H105ZM118 225V224H117ZM162 225V226H161ZM166 225V226H165ZM17 226V225H16ZM20 226V227H19ZM42 226V227H41ZM44 226H47V228L46 227H44ZM49 226V227H48ZM70 227V229L71 230H73L74 231V229H73V227ZM108 226H109V228H108ZM187 226H189V229L190 230H187ZM204 226V227H203ZM205 226H207V227H205ZM210 226H212L211 228H210ZM57 227V228H56ZM75 227V228H76ZM97 227V228H96ZM21 228V229H20ZM108 228V229H107ZM158 229V230H156V229ZM167 228V229H166ZM176 228H177V230H176ZM181 229V232H182V234H181V232H180V230L179 229ZM204 228V229H203ZM12 229H14V227L12 228ZM105 229V230H104ZM171 229V230H170ZM250 229V230H249ZM256 229V230H255ZM156 230V231H155ZM187 230V231H186ZM245 230H247V231H245ZM15 231H17V232H15ZM23 231V230H22ZM58 231V232H57ZM171 231H173V233L171 232ZM177 231V232H176ZM188 231H190V232H188ZM248 231H249V233H248ZM57 232V233H56ZM174 232H175V234H174ZM186 232V233H185ZM241 232H243V233H241ZM17 233V234H16ZM52 233V234H51ZM161 233V234H160ZM167 233V234H166ZM178 233V234H177ZM190 233V234H189ZM230 233V232H229ZM256 233V234H255ZM21 234V235H20ZM105 234V235H104ZM107 234V235H106ZM160 234V235H159ZM168 234H170V235H168ZM174 234V235H173ZM181 234V235H180ZM186 234V235H185ZM191 234H193V235H191ZM8 235V234H7ZM23 235V236H22ZM42 235V236H41ZM46 235V236H45ZM85 235H86V237H85ZM149 237H148V236ZM167 235V236H166ZM171 235H173L172 237H171ZM178 235V236H177ZM190 235V236H189ZM26 236H27V238H26ZM104 236V237H103ZM174 236H177V238L176 237H174ZM258 236V237H257ZM19 237V238H18ZM57 237V238H56ZM82 237V238H81ZM83 237H85V238H83ZM112 237V236H111ZM147 237V238H146ZM171 237V238H170ZM181 237V238H180ZM190 237V239L192 240V242H191V240L190 239H188ZM235 237H236V240H235ZM238 237V238H237ZM262 237V238H261ZM25 238V239H24ZM50 238V239H49ZM100 238V239H99ZM149 238V239H148ZM242 238L243 239V241H242V239L240 240V239ZM8 239V238H7ZM28 239V240H27ZM105 239V240H104ZM112 239V238H111ZM153 239V240H152ZM162 239V240H161ZM173 239V240H172ZM194 239V240H193ZM234 239V240H233ZM253 239V240H252ZM14 240H15V243H16V241H17V245L14 243ZM39 240V241H38ZM43 240V241H42ZM55 240V241H54ZM57 240V241H56ZM109 242H108V241ZM155 240V241H154ZM157 240V241H156ZM261 240V241H260ZM22 241V243H20ZM107 242L105 245L107 246H102V245H104V242ZM185 241V242H184ZM28 242V243H27ZM56 242V243H55ZM111 242H112V240H111ZM149 242V243H148ZM164 242V243H163ZM190 242V243H189ZM238 242L241 244H238ZM263 242V243H262ZM32 243H33V245H32ZM58 243V244H57ZM146 243H147V245H146ZM156 243V244H155ZM158 243V244H157ZM235 243V244H234ZM50 244V245H49ZM54 245V247H53V245ZM98 244V245H97ZM102 244V245H101ZM129 244V243H128ZM145 244V245H144ZM149 244V245H148ZM238 244V245H237ZM31 245V246H30ZM47 245H48V247H47ZM109 245V246H108ZM130 245H131V241H130ZM176 245V246H175ZM178 245V246H177ZM181 245V246H180ZM34 246V247H33ZM37 246V247H36ZM50 246H52L51 248H50V250H49V247ZM129 246V245H128ZM145 246H148L147 247V249H146V247ZM186 246V247H187ZM240 246V247H239ZM264 246V245H263ZM30 247L32 248V249H30ZM46 247H47V249H46ZM56 247V248H55ZM64 247V248H63ZM94 247V248H93ZM100 247H103L105 250H107V251H105V250H103L102 248H100ZM106 247V248H105ZM145 247V248H144ZM152 247V248H151ZM12 248V247H11ZM37 248V249H36ZM43 248V249H42ZM52 248H54V250L52 249ZM63 248V249H62ZM110 248H113V252L112 251H110L111 249ZM137 248V249H138ZM151 248V249H150ZM231 248H232V250H231ZM239 248H241V249H239ZM29 249V250H28ZM91 249V250H92ZM110 249V250H109ZM146 249V250H145ZM237 249H239V250H237ZM30 251V252H28V251ZM97 250V251H98ZM152 250V251H151ZM236 250V251H235ZM16 251V250H15ZM36 251H38V253L39 254H37L36 253ZM110 251V252H109ZM115 251V252H114ZM150 251V252H149ZM31 252H32V254H31ZM35 252V253H34ZM57 252V253H56ZM102 252V253H101ZM107 252V253H106ZM109 252V253H108ZM153 252V253H152ZM165 252V253H164ZM219 252H220V254H219ZM234 252H237L236 254L234 253ZM28 253H29V255H28ZM41 253V254H40ZM49 253H51V255L49 254ZM103 253H105V254H103ZM116 253V254H115ZM151 253V254H150ZM201 254H202V252H200ZM200 253H198V255L200 256ZM227 253V255L226 256H224L225 254ZM233 253V254H232ZM240 253V254H239ZM244 253H246V255L244 254ZM254 253V254H253ZM9 254V255H8ZM118 254V255H117ZM120 254V255H119ZM137 254V253H136ZM224 254V255H223ZM236 255V257H237V255H238V257H237V261H236V258L234 257L235 255ZM8 255V256H7ZM39 255H40V257H39ZM44 255V256H43ZM70 255V256H69ZM75 257H74V256ZM122 255V256H121ZM144 255V256H143ZM169 255H171V256H169ZM234 255V256H233ZM32 256V257H31ZM55 258H54V257ZM111 256V257H110ZM116 258H115V257ZM143 256V257H142ZM154 256V257H155ZM159 256H160V259H159ZM175 256V257H174ZM214 256V257H213ZM9 257V258H8ZM53 257V258H52ZM70 257L72 258V260H75V261H70V263L69 262H67V261H69V259H70ZM103 257V258H102ZM114 257V259H112ZM120 257V258H119ZM123 257V258H122ZM162 257V258H161ZM196 257H197V255H196ZM222 257V258H221ZM240 257V258H239ZM7 258V259H6ZM33 260H32V259ZM174 258V259H173ZM215 258V259H214ZM221 258V259H220ZM233 258V259H232ZM238 258H239V260H238ZM22 259V260H21ZM27 259V260H26ZM61 259V260H60ZM112 259V260H111ZM131 259V260H130ZM31 260H32V262H31ZM44 260V261H43ZM64 260V261H63ZM71 260V259H70ZM129 260V261H128ZM165 260V261H164ZM175 260V262H173ZM218 260V261H217ZM250 260V261H249ZM3 261V262H2ZM16 261V262H15ZM124 261H126L125 263H124ZM135 261V262H134ZM163 263H162V262ZM204 261V263H206ZM225 261V260H224ZM239 261V262H238ZM258 261V262H257ZM263 261V262H262ZM13 262V263H12ZM56 262V263H55ZM72 262V263H71ZM105 262V263H104ZM169 262V263H168ZM222 262H223V260H222ZM99 263V264H100ZM121 263V264H122ZM225 262H223V264H224ZM208 264V263H207Z\"/></svg>", "mask_w": 264, "mask_h": 264}]
</instances>
